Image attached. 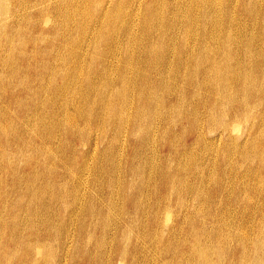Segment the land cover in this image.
<instances>
[{
	"label": "rangeland",
	"instance_id": "obj_1",
	"mask_svg": "<svg viewBox=\"0 0 264 264\" xmlns=\"http://www.w3.org/2000/svg\"><path fill=\"white\" fill-rule=\"evenodd\" d=\"M137 1V2H136ZM142 1V0H141ZM145 3H148V2H150L151 3V1H152V3H154V1L153 0H143ZM141 2L142 4L144 3V2ZM159 3L161 2V3H163V4H165V3H168V0H157ZM157 1H155V3L157 2ZM163 1H165V2H163ZM171 1H173V0H171ZM175 1V0H174ZM193 1H195V0H192V3H193ZM218 2H217V4H218V6H217V4L215 3L216 2V0H212V1H210V0H205L204 1V5L207 7V11H208V15H211L210 13H212V15L211 16H214L215 14V16H217L218 17V15H219V17H218V19H222L223 21H225L227 18V15L228 16H231V14H233V17L234 18H236V16H237V18H236V20H237V22L235 21L232 25L231 24H227L226 23V25H225V23L222 25L221 24V26L218 28V29H216L215 30V32L214 31H211L215 36H217L216 35V33H218V34H220V35H222V33H224L225 34V32L227 31V30H230V32H233V37H235V38H237V40H238V43H236V44H234L233 43V47L232 48H235L237 51H239L238 53H239V56H241V54L243 55L246 51V49H245V46H247V44H248V46L249 47H251V49L249 48V50L251 51V55H250V57L252 58V59H248V60H252V61H250L251 63H253V62H255L256 60H258V65L261 67V68H263L264 69V66L262 67L261 65L263 64L264 65V63H263V61H264V40H263V38H261L260 39V37L258 38V37H256L255 38V41L253 40L252 42H248V40H249V34L251 35V33L254 31V33H256L257 32V26H256V24L254 25L253 23H252V19H254V18H263V17H261V16H264V9L262 8L261 9V6L262 5H264V0L262 1V0H257V2H256V0H254L256 3H254V1H252V0H232V2L231 1H229V0H217ZM13 2V1H12ZM133 2H135V3H133V5H134V8L135 7H137V6H135V5H137L136 3H138V2H140V0H133ZM157 2V3H158ZM182 2V4L184 3V5H186L187 3H188V0H184V2L183 1H181ZM187 2V3H186ZM210 4H209V3ZM212 2V3H211ZM236 2V3H235ZM243 2V3H242ZM251 2V3H250ZM89 3H91V2H89ZM94 3V2H93ZM154 3V4H155ZM156 3V4H157ZM169 3H172V2H170V0H169ZM174 3V2H173ZM206 3V4H205ZM229 3V4H228ZM262 5H261V4ZM92 4V3H91ZM141 4V5H142ZM257 4V6L255 7V5ZM258 4H260V5H258ZM209 5V6H208ZM214 5H216V6H214ZM231 5V6H230ZM235 5V6H234ZM240 5V6H239ZM212 6V7H211ZM214 6V7H213ZM220 6V7H219ZM222 6V7H221ZM224 6V7H223ZM251 6H253V7H251ZM259 6V7H258ZM139 7V6H138ZM209 7V8H208ZM216 7V8H215ZM226 7L230 10H228V9H226ZM234 9H233V8ZM241 7V8H240ZM133 8V9H134ZM221 10H220V9ZM222 8H223V10H222ZM245 8H247L246 10H245ZM256 8V9H255ZM217 10L218 12H216L215 10ZM255 11H253V10ZM135 10V9H134ZM246 11V14H245V12L244 11ZM254 12H252V11ZM162 11L163 12H165V8H164V10L162 9ZM222 11V12H221ZM232 11V12H231ZM234 11V12H233ZM259 11V12H258ZM23 12V11H22ZM33 12H34V10H33ZM142 12L144 13V9H143V7H142V9H141V12H140V17L137 15V16H135V18L137 17V19H135V22L137 23V24H134V28L136 29V36L138 37H140L141 36V34L143 35V34H145L144 33V30H145V27L143 26V24H142V22H141V20H142ZM213 12H215V14L213 13ZM262 12V13H261ZM52 13V12H51ZM166 13V12H165ZM226 13V14H225ZM231 13V14H230ZM237 14L236 16H234L235 14ZM249 13V14H248ZM253 13V14H252ZM257 13V14H256ZM170 14V13H169ZM218 14V15H217ZM221 14H223V15H221ZM251 14V15H250ZM255 14V15H254ZM263 14V15H262ZM24 13L21 15V17H17V19H16V17H14L13 18V23H15V25H19L20 26V28H26V27H24V25H26L24 22H25V20L23 19V17H24ZM164 15V14H163ZM221 15V16H220ZM242 15V16H241ZM248 15H250V16H248ZM8 16V17H7ZM56 18V19H58V18H60L59 16H58V18L56 17L57 16V14L55 15L54 13H52L51 15H50V17L51 18ZM182 16V14L180 13V15L178 14L175 18H177V17H181ZM224 16V17H223ZM244 16V17H243ZM248 16V17H247ZM7 18V19H10L11 17H12V15H8V12L5 10V8L3 7V5H2V3L0 2V41H1V43L2 42H4V40L6 39V36H7V30H5L6 28L4 27V25H3V22H4V18ZM139 17V18H138ZM245 17H247V18H245ZM252 17H254V18H252ZM20 18V19H19ZM161 18V17H160ZM166 18H168V17H166ZM174 18V21L176 20ZM243 18V19H242ZM22 19V20H21ZM60 19H62V17L60 18ZM178 19V18H177ZM245 19V20H244ZM251 19V20H250ZM137 20H139V21H137ZM235 19H233V21H234ZM242 20V21H241ZM20 23H19V22ZM251 21V22H250ZM243 22V24H241ZM248 22H250V24L248 23ZM238 23H239V26H237L238 25ZM41 24H44V23H41ZM246 24V25H245ZM253 24V25H252ZM72 25H75V23H72ZM138 25V26H137ZM197 25V24H196ZM234 25V26H233ZM250 25V26H249ZM43 26V25H42ZM45 26V28H44V30L42 31V34H49V37H52L53 36V34H54V32H52L51 33V31H49V30H47V29H49V25H44ZM136 26V27H135ZM223 26H224V28H223ZM229 26V27H228ZM230 26H231V28H230ZM251 26H252V28H251ZM253 26H254V28H253ZM144 27V28H143ZM226 27H228V28H226ZM237 27V28H236ZM244 28V29H243ZM251 28V29H250ZM237 29V30H236ZM240 29H242V31L244 32H242ZM247 29H249V30H247ZM253 29H255V30H253ZM26 30V29H25ZM210 30H211V28H210ZM219 30V31H218ZM236 30V31H235ZM245 30V31H244ZM29 31V30H28ZM172 31V30H171ZM224 31V32H223ZM247 31H249L248 33H247ZM71 32H72V34L71 35H75L76 34V28L74 27V29L72 28V30H71ZM74 32H75V34H74ZM77 32H78V30H77ZM93 32V30L92 29H89L88 30V32H87V35L88 36H91L92 34L91 33ZM143 32V33H142ZM220 32V33H219ZM239 32V33H238ZM246 32V33H245ZM32 33H34V34H38V35H40L41 36V38H42V34H41V32H40V30L38 29V28H34L33 30H32ZM51 33V34H50ZM91 35H90V34ZM175 33V32H174ZM2 34V35H1ZM212 34V35H213ZM242 34H243V36H242ZM3 35H4V37H3ZM52 35V36H51ZM239 35V36H238ZM242 36V37H241ZM248 36V37H247ZM246 37H247V39H246ZM16 35H15V38H14V41H13V44L15 45V49L17 48V46H18V44L17 43H14V42H17L18 41V38H17V40H16ZM241 38V39H240ZM246 39V40H245ZM172 40V41H171ZM170 40V43H171V45H172V43H173V39H171ZM244 40V41H243ZM45 40H42L41 41V39H40V42H39V40H38V44H39V47H45V49H47L49 52H57V54H59L58 56H60V57H68V53H67V51L64 49L65 47L64 46H62L64 43H62V42H60V41H58V40H55L54 42H50L49 40H46L45 42H44ZM209 41V40H208ZM258 41V42H257ZM260 41V42H259ZM177 42H179V39H178V41ZM245 42V43H244ZM247 42V43H246ZM52 43V44H51ZM214 43V42H213ZM240 43V44H239ZM242 43H244L243 45H242ZM260 43H261V45H260ZM131 44H133L132 46H133V48L134 49H137V48H135L136 46L138 47L140 44L139 43H133V41L130 43V45ZM139 44V45H138ZM256 44V45H255ZM56 46V48L54 49V47ZM136 45V46H135ZM209 45L210 46H214L215 48H218V47H216L215 45H213L212 44V41L211 42H209ZM254 45V46H253ZM51 46H52V48L54 49V50H52V48H51ZM69 46V45H68ZM238 46V47H237ZM244 46V47H243ZM256 46H258V47H256ZM260 46H262V47H260ZM3 48H1L0 49V51H1V55L2 54H6L5 53V48L7 49V47L4 45V46H2ZM60 47V48H59ZM63 47V48H62ZM219 47H221V46H219ZM253 47V48H252ZM32 48H33V46H32V44H28L27 45V50L28 51H30V50H32ZM51 50H49V49ZM58 48V49H57ZM62 49V54H60L61 53V50ZM239 49V50H238ZM241 49H242V51H241ZM245 49V50H244ZM247 49H248V47H247ZM253 49V50H252ZM3 50V51H2ZM258 50V51H257ZM65 51V52H64ZM218 51H219V48H218ZM243 51H244V53H243ZM248 51V50H247ZM255 51V52H254ZM263 52V53H262ZM262 53V54H261ZM248 54V53H247ZM66 55V56H65ZM242 57V56H241ZM255 57H257V58H255ZM3 58V55H2V57H1V59ZM242 58H244V57H242ZM254 59V60H253ZM36 59H31L30 60V62H29V64H31V66H33V69L32 68H30V70H31V72H30V74H29V72L28 71H26L25 70V64L23 63V62H20V60H14V61H12V62H10L9 63V60H7V65H5V66H3L2 67V65H0V71L2 72H4L3 74H5V75H3V77H4V80H5V82H4V84H3V86L4 87H2L1 86V83H0V87H2V88H0V92L2 93H0V101L2 102V103H4L3 102V100H4V98L6 99V102L7 101H9L10 102V99H8L9 98V96L7 95V89H9L10 87H20V84H21V80H23V78L25 77V76H29L30 77V79H32V78H35L36 77V75H38V74H36V71H35V64L37 63V61L38 60H36ZM262 60V61H261ZM20 62V63H19ZM41 62V61H40ZM234 62H231V64L234 66V64H233ZM0 64H3L2 62H0ZM4 65V64H3ZM12 67H11V66ZM255 66V65H254ZM7 67V68H6ZM15 67V68H14ZM19 68V72H16V69H18ZM37 67H40V64L38 63V65H37ZM2 68V69H1ZM10 68V69H9ZM11 68H12V73H11ZM47 70H49V69H47ZM44 71H46V69L44 70ZM15 72V73H14ZM256 73V74H258L259 76V78H258V81H260V79H262V77L260 76V75H262V74H260L261 72H259L258 70H253V73ZM9 73V74H8ZM25 73H26V75H25ZM254 73V74H255ZM12 75V76H11ZM14 75V76H13ZM19 75V76H18ZM5 76H6V78H5ZM10 76V77H9ZM16 76V77H15ZM18 76V77H17ZM32 76V77H31ZM33 76H35V77H33ZM14 77V78H13ZM16 78V79H15ZM22 78V79H21ZM13 79V80H12ZM30 79H27L28 81L30 80ZM3 80V81H4ZM26 80V79H25ZM10 81V82H9ZM37 81V80H36ZM9 82V83H8ZM18 82V83H17ZM30 82V81H29ZM8 84V87H7V89H6V87L5 86H7V84ZM13 83V84H12ZM31 83V82H30ZM46 83V81H45V79H44V81H43V83L41 84V85H44ZM6 84V85H5ZM17 84V85H16ZM37 84V85H36ZM35 84V86H32V87H34V89H36L37 90V92H39L40 94H45V93H47L50 89H47V88H44V89H40L41 87L39 86V81H37V83ZM14 85V86H13ZM16 87V88H17ZM6 90H5V89ZM45 90H47V91H45ZM4 91V92H3ZM6 92V93H5ZM32 93V89H29V94L31 95V93ZM129 92H131V91H129ZM132 93H130L128 96L130 97V95H131ZM17 95V97L15 96L14 97V99H12V101H11V103H10V105H9V114H10V117H12L14 120H13V122L15 123V124H17V125H13V129H12V133H15V130L16 129H18V131H17V136H19V137H17V138H15V139H10V149H11V152H9V150L7 149V145H5V142H2V143H0V149H1V153L3 154H0V241H1V243H0V264H48L49 262V264H63V262H64V264H68V262H69V264H99V263H101V264H132L133 262H134V260H135V264H162V262H163V264H170V261H171V264H261L262 262V264H264V235H262L261 233H263L262 232V230H264V219H263V217L261 216L262 215V212H263V214H264V160L262 159V157L264 158V130H262V129H264V97L262 98V102H261V104H263V105H258L259 107H257V110H258V112L260 113L256 118H254V119H252V118H250V117H245V116H240V117H238V118H233L231 115V117L232 118H229L228 116H226L227 117V120H228V118L230 119L228 122H229V126H228V130H227V132H224V133H222L221 135L219 134H217V131H214V130H212V128L211 127H213L212 125H211V127H207V125H206V123H204V129L206 130V133H205V137H204V139L205 140H203V141H197L196 142V140H194V138L193 137H187L186 138V141H185V148L186 149H184L183 148V146H182V142H183V138H181L182 137V135H180V134H182L183 133V130L186 128H188V125H187V121L186 120H184V119H182L181 121H177L176 123L177 124H175L174 122H173V120L172 121H170L169 123H167V124H169V125H173L172 126V128L173 127H176V128H173V132H175V133H172L171 134V139L173 138H175L173 141L171 140L170 141V143H172L173 142V144L175 145V147L177 148V151H170L169 149H164V150H162L161 152L159 151L160 149H162L161 147H159V139H160V137H161V130H163V128H165V126H167V124H165V123H162L159 119H157V121H154L151 117H149V119H148V117H144V115H139L140 117H138V118H136V119H134V120H136L135 122V124H136V126H135V128H137L138 129V131H136L135 133V135H133V134H131L130 136H129V131H130V128L128 127L129 126V124H128V122H126V121H124V117H122V119H123V128H124V130H122L121 129V131H119L120 129L118 128V126H117V124L119 125V123H117L116 124V122L117 121H112V122H108V120L109 119H107V118H105V122H107V123H109V124H107V123H105L106 124V127H108L109 129H107V136L103 139H98L99 138V136H100V134H98L99 133V130H96V124H91V127L93 128L92 129V133H91V135H92V137H94V136H96V137H98L97 139V145H98V148L99 149H102L103 147H104V150H103V153L101 154V152L98 150V151H96L95 153H94V155H92V156H90L89 157V160H88V166H86V168H85V170H81V169H79L78 170V168H77V166H80L81 164L80 163H82V157L80 158V157H77V155L80 153L79 152V150H81V151H85V146L84 145H82V146H80V143H79V141H77L76 143L74 142V147H75V149L74 150H72L71 148H67L66 146H64L63 145V143H61V142H63L62 140H64V139H60L59 137L61 136V130L59 131V133H60V135H59V133H58V130L59 129H61V128H55L56 130H57V132H56V130L55 129H53V131L55 130V132L57 133V136H59V137H57V139L55 140V142L54 141H52V143H51V141H47V142H45V149L47 148V150L50 152H48L47 150H45V154L43 153V151H42V148L41 147H43V146H40V145H43V143H41L40 142V140H39V137H37L38 136V134L39 133H41L40 131H41V129H42V133L41 134H39V135H42V134H46V130L47 129H49V125H50V121H48L49 119H50V117H49V115L46 113L47 111H48V109L46 108L45 109V107L44 108H39V104L38 105H36V99L34 100V99H32V102H29L31 99H29V97L26 95V94H16ZM42 96V95H41ZM192 95H191V93H187V94H185L184 95V98H186V100L185 101H189V100H191L192 98ZM194 97V96H193ZM16 98H21L23 101H24V103L25 102H27V103H25L27 106H26V108H28V110L25 112V113H22L21 115L18 113L17 114V117H15L16 116V113H17V110H16V106L14 105V101H15V99ZM60 98L61 99H64V97L62 96H60ZM60 98H58L59 100H61ZM28 99V100H27ZM193 99H195V97L193 98ZM33 100H34V102H33ZM191 102H192V100H191ZM8 103V102H7ZM17 103V100H16V102H15V104ZM35 103V104H34ZM79 103H82V101H80ZM208 103H210L209 101H208ZM14 105V106H13ZM33 105V106H32ZM83 105V104H82ZM31 106V107H30ZM186 106H189V104H186ZM38 107V108H37ZM69 107H71V108H69V111H71L74 115H77V113L75 114V110L73 109V106L72 105H70ZM96 107V106H95ZM95 107H93V113L92 114H94L95 113V111H96V108ZM211 107V105L210 104H208V105H206V108H208L209 109V111H210V108ZM262 107V108H261ZM36 108H37V110H36ZM182 108L183 107H181V110H182ZM35 111H34V110ZM84 109H87L86 107H84ZM180 108H178V110H179ZM208 109H206V110H208ZM215 109V110H214ZM213 110H214V112L213 111H210V113L212 114V112H213V114H212V117L214 118V119H220V118H222V111L218 108V107H215ZM31 110V111H30ZM41 110V111H40ZM131 110V112L129 113V115L130 116H128V118L129 119H133V116H134V114H135V111H134V107L132 108V109H130ZM177 109L175 110V112H173V114H174V116H172V117H174V121L176 120L175 118H178V117H176L177 116V111H178ZM212 110V109H211ZM220 112H219V111ZM260 110V111H259ZM11 111V112H10ZM14 111V112H13ZM33 111V112H32ZM196 111V110H195ZM194 111V112H195ZM37 112L38 114H39V116L37 117V116H34V115H36L35 113ZM42 112H44V114L42 113ZM15 114V115H13V114ZM34 113V114H33ZM41 113H42V115H41ZM134 113V114H133ZM27 114V115H26ZM132 114V115H131ZM172 114V115H173ZM219 114V115H218ZM23 115H24V117H23ZM106 115V114H105ZM220 115H222V116H220ZM262 115V116H261ZM30 116H33V117H30ZM43 116V118H41ZM132 116V117H131ZM217 116V117H216ZM23 117V118H22ZM25 117H27V118H25ZM36 117V118H35ZM47 117V119H45ZM77 118H78V122L82 125L83 124V120H81L82 119V117H78V116H76ZM106 117H108L107 115H106ZM143 119H142V118ZM216 117V118H215ZM260 117H262V118H260ZM25 118V119H24ZM34 118V119H33ZM204 118H206V117H204ZM3 119V120H2ZM2 119H1V122L3 123V124H6V123H8L7 121H8V119L7 118H3L2 117ZM4 119H6V120H4ZM24 120V121H22V120ZM107 119V120H106ZM141 119H142V121H141ZM144 119H145V121H144ZM239 119V120H238ZM249 119V120H248ZM258 119H260V120H258ZM21 120V121H20ZM27 120H29V121H27ZM36 120H37V124L41 127H39L35 122H36ZM40 120V121H39ZM45 122H43V121ZM152 120L155 122H152ZM235 122H234V121ZM5 121H6V123H5ZM25 121H26V123H25ZM31 121V122H30ZM139 121V123H138V125H137V122ZM247 121H249V122H247ZM257 121V122H256ZM259 121V122H258ZM19 122L21 123L20 125H22V124H26L27 125V122H28V127L30 128H28L29 129V136L27 135V133H23V131H21L20 129H19ZM24 122V123H23ZM33 122V123H32ZM49 122V123H48ZM245 122V123H244ZM250 122L253 124H250ZM42 123V124H41ZM144 123V124H143ZM153 123V125H156V127L153 129V132H155V133H153V132H151L152 134V138H155V139H152L151 138V141L149 142V144H147L144 148H142V149H137L136 147H132L133 146V144H134V146L136 145L135 143H133V140H135L134 138H137V140H139L142 136H143V132H141V130L143 131V126H144V128H145V130H146V126H148L149 124H152ZM159 123V124H158ZM234 123V124H233ZM36 124V125H35ZM49 124V125H48ZM134 124V125H135ZM174 124H175V126H174ZM250 124V125H249ZM43 125V126H42ZM115 125V126H114ZM141 125V126H140ZM35 126H36V128H35ZM39 128H38V127ZM110 126V127H109ZM112 126V127H111ZM117 126V127H116ZM126 126V127H125ZM138 126V127H137ZM142 128H140V127ZM152 126V125H151ZM150 125H149V127H151ZM157 126H158V129H157ZM161 126V127H160ZM231 126V127H230ZM239 126V127H238ZM263 126V127H262ZM45 127L47 128V129H45ZM54 127V126H53ZM116 127V128H115ZM185 127V128H184ZM32 128V129H31ZM37 128H38V130H37ZM127 129V131H126V129ZM160 128V129H159ZM208 128V129H207ZM230 128V129H229ZM260 128V129H259ZM111 129V130H110ZM113 129V130H112ZM116 129V130H115ZM117 129H119L118 131H119V133H118V131H117ZM157 129V130H156ZM259 129V130H258ZM14 130V131H13ZM31 130V131H30ZM36 130V131H35ZM93 130L96 132H94L93 133ZM117 132H115V131ZM181 130H182V132H181ZM209 130V131H208ZM214 132H212V131ZM10 131V130H9ZM37 133H35V132ZM159 131V132H158ZM208 131V132H207ZM229 131V132H228ZM247 131V132H246ZM257 131H259V132H257ZM22 132V133H21ZM32 132V133H31ZM45 132V133H44ZM123 132V133H122ZM211 132V133H210ZM263 132V133H262ZM19 133V134H18ZM53 133V132H52ZM112 133V134H111ZM116 135V138L114 137L115 135ZM121 133V135H119ZM140 133H142V135H140ZM208 133V134H207ZM257 133H259V134H257ZM35 134V135H34ZM128 134V135H127ZM241 134V135H240ZM22 135V136H21ZM33 135V136H32ZM113 135V136H112ZM117 135H119V136H117ZM123 135V136H122ZM127 135V136H126ZM132 135H133V137H132ZM248 135V136H247ZM251 135V136H250ZM37 138H36V137ZM121 136V137H120ZM124 136L126 137V138H124ZM139 136H141V137H139ZM178 136V137H177ZM239 136V137H238ZM262 136V137H261ZM15 137V134L13 135V138ZM22 137V138H21ZM27 137V138H26ZM32 137H33V139H32ZM114 137V138H113ZM217 137V138H216ZM220 139H219V138ZM252 137V138H251ZM255 139H254V138ZM65 138V137H64ZM95 138V137H94ZM131 138H133V139H131ZM180 138V139H179ZM258 138H259V140H258ZM19 139V140H18ZM26 141H28V142H26ZM27 139H29V140H27ZM109 139H110V141H112V142H110L109 141ZM119 141H118V140ZM181 139H183V140H181ZM234 139V140H233ZM236 139V140H235ZM249 139V140H248ZM21 140V141H20ZM60 140V141H59ZM100 140V141H99ZM103 140V142H106V143H101V141ZM106 140V141H105ZM123 140L125 141V142H123ZM141 140V139H140ZM178 142H177V141ZM214 140H216V141H214ZM232 140H233V142H232ZM254 142H253V141ZM263 142H262V141ZM31 141V142H30ZM33 141V142H32ZM58 141V142H57ZM122 141V142H121ZM157 143H156V142ZM245 143H244V142ZM252 142V145L250 144L251 142ZM23 142V143H22ZM25 142V143H24ZM108 142V143H107ZM114 142H115V144L116 145H114ZM196 142V143H195ZM215 142V143H214ZM218 142V143H217ZM240 142V143H239ZM249 142V143H248ZM14 143V144H13ZM31 143H33L32 144V147L33 148H36V149H33L32 147H30V148H32V150L29 148V147H27V146H29V144H31ZM58 143V144H57ZM100 143V144H99ZM111 144V150H110V147H108V146H110V145H107V144ZM118 143V144H117ZM122 143V144H121ZM125 143V144H124ZM129 143V144H128ZM154 143H156V144H154ZM199 143V144H198ZM204 143V144H203ZM211 143V144H210ZM217 143V144H216ZM226 143H227V145H226ZM232 143H234V144H232ZM239 143V144H238ZM257 143H259V144H257ZM15 144H17V145H15ZM23 144H25V145H23ZM54 144V145H53ZM158 144V145H157ZM176 144H178V145H176ZM202 144V146L200 147V145ZM206 144V145H205ZM213 144L215 145V146H213ZM219 144V145H218ZM24 147H26V148H24ZM34 145H35V147H34ZM60 145H61V148H63V149H61L60 148ZM105 145V146H104ZM123 145V146H122ZM127 145V146H126ZM149 145V146H148ZM156 145V146H155ZM192 145V146H191ZM207 145H209V146H207ZM240 147H239V146ZM243 145V146H242ZM248 147H247V146ZM249 145H250V147H249ZM7 146V147H6ZM50 148H49V147ZM103 146V147H102ZM117 146H118V148H120V149H118V153H117ZM152 146H153V148H152ZM155 146V147H154ZM193 146H194V148H193ZM197 146V147H196ZM225 146H226V148H225ZM244 146H246V148L244 147ZM258 146V147H257ZM20 147H22L21 149H20ZM38 147V148H37ZM57 147V148H56ZM77 147H79V149L77 148ZM126 147V148H125ZM147 147H148V150H147ZM151 147V148H150ZM189 147H192V148H189ZM205 147V148H204ZM236 147H238V150H237V148ZM252 147V148H251ZM263 147V148H262ZM44 148V147H43ZM54 148H56V149H54ZM66 148V149H65ZM106 148V149H105ZM113 148V149H112ZM201 148V149H200ZM210 148V151L208 150ZM214 148V149H213ZM239 148H242V150L241 149H239ZM249 148V149H248ZM261 148V149H260ZM51 149V150H50ZM122 149V150H121ZM145 150V152H144V150ZM149 149H150V151H149ZM154 149H155V151H154ZM159 149V150H158ZM193 149V150H192ZM194 149H195V151H194ZM200 149V152L198 151ZM216 149H217V151H219V152H217L216 151ZM225 149V150H224ZM246 149V150H245ZM6 150V151H5ZM27 150V151H26ZM36 152H35V151ZM62 150V151H61ZM69 150V151H68ZM79 152H77V151ZM147 150V151H146ZM187 150V151H186ZM190 150V151H189ZM196 150L198 151V152H196ZM207 150V151H206ZM223 150V151H222ZM229 150H231V152L229 151ZM240 150L242 151V152H240ZM248 150V151H247ZM258 150H260V151H258ZM16 151V152H15ZM30 151V152H29ZM40 151V152H39ZM55 151L57 152V153H55ZM135 151V152H134ZM139 151V152H138ZM143 151V152H142ZM182 151V152H181ZM192 151V152H191ZM202 151V152H201ZM204 151H206L205 153H204ZM247 151V152H246ZM250 151V152H249ZM6 152H8L7 154H5ZM15 152V153H14ZM21 152V153H20ZM25 152V153H24ZM31 152L33 153V155L31 154ZM52 152V153H51ZM74 152H76L75 153V155L76 156H74ZM114 152H115V154H114ZM134 152V155H132V153ZM150 152V153H149ZM186 152V153H185ZM191 152V153H190ZM209 152V153H208ZM215 154H214V153ZM222 152V153H221ZM230 152V153H229ZM236 152V153H235ZM239 154H238V153ZM244 152V153H243ZM27 153H30V154H28L27 155ZM46 153H48V156H47V154ZM73 153V154H72ZM78 153V154H77ZM99 153V154H98ZM106 153V154H105ZM112 153V154H111ZM123 153V154H122ZM127 153V154H126ZM144 153V154H143ZM199 155H198V154ZM208 155H207V154ZM224 153V154H223ZM228 153V154H227ZM246 153H248V154H250V156L248 155V154H246ZM252 153V154H251ZM35 154H37V155H35ZM50 154V155H49ZM55 154V155H54ZM63 154H65L66 155V157H65V155H63ZM101 154V155H100ZM109 154V155H108ZM118 154V155H117ZM120 154V155H119ZM123 156H122V155ZM142 154V155H141ZM183 156L182 158H181V155ZM187 154L189 155V156H187ZM203 154H206V155H203ZM217 154H219V155H217ZM223 156H222V155ZM235 156H234V155ZM241 154V155H240ZM244 154H246L247 156H244ZM260 154H261V156H260ZM9 155H10V157H9ZM17 155V156H16ZM21 155V156H20ZM26 155V156H25ZM44 155H46V156H44ZM61 157H60V156ZM68 155V156H67ZM72 157H71V156ZM97 155H99V156H97ZM108 155V156H107ZM117 155V156H116ZM131 155V156H130ZM140 155H141V158H140ZM143 155H144V157H143ZM161 155V156H160ZM164 155V156H163ZM195 155V156H194ZM212 155V156H211ZM216 157H214V156ZM217 155V156H216ZM238 155V156H237ZM32 156V157H31ZM53 156V158H51V157ZM103 156H106V157H103ZM115 156H116V158H115ZM122 156V157H121ZM136 156V157H135ZM139 156V157H138ZM154 156H156V157H154ZM178 156H180V157H178ZM198 156V157H197ZM244 156V158H243V160H242V157ZM14 157H16V158H14ZM18 157L20 158V159H18ZM25 157V158H24ZM41 157V158H40ZM49 159H48V158ZM94 157V158H93ZM98 158V159H96V158ZM101 157V158H100ZM149 157H150V159H149ZM161 157H163V159L161 158ZM186 159H185V158ZM191 157V158H190ZM201 157V158H200ZM252 157H253V159L255 160V162H254V160H252V162L250 161L251 159H252ZM256 157V158H255ZM8 158V159H7ZM61 158H63V159H61ZM68 158V159H67ZM73 158H75V159H73ZM93 158V159H92ZM131 158V159H130ZM139 158V159H138ZM148 158V159H147ZM156 158V159H155ZM161 158V159H160ZM197 158H199V159H197ZM203 158V159H202ZM212 159V160H210V159ZM224 158H226V159H224ZM246 158V159H245ZM5 159V160H4ZM7 159V160H6ZM12 159V160H11ZM44 159V160H43ZM53 159H54V163H52L53 162ZM60 159V160H59ZM70 159V160H69ZM82 159V160H81ZM96 159V160H95ZM105 160V162L102 160ZM115 159V160H114ZM122 159H125V160H122ZM138 159V160H137ZM170 159V160H169ZM179 159V160H178ZM182 159H184L185 160V162H184V160H182ZM207 159V160H206ZM222 159V160H221ZM257 159V160H256ZM9 160V161H8ZM18 160V161H17ZM27 160H29V161H27ZM43 160V161H42ZM76 160V161H75ZM97 160H99V161H97ZM109 160V164H113L114 162H116L117 161V164H118V167H119V169H117V170H115V171H113V172H116V173H113L114 174V176H113V178H115L114 180L116 181H114L113 180V185H112V190H111V192L114 194V196L112 195V193H111V195L113 196H109V194L107 193V194H101V195H99V198L97 199V201L96 200H94V201H96L97 202V204L94 202V201H89V200H87L86 199V197L85 196H82L83 194H84V192L83 191H85L86 190V188H87V186H88V188H91V190H93L94 191V189H96V185H97V183L102 179V178H104V179H106L107 177L109 178V176H108V173L107 172H105L104 173V170H103V168L102 167H104L105 165H107V161ZM111 160H113V161H111ZM119 160H121V163H120V161ZM143 160V161H142ZM149 162H148V161ZM151 160H153V161H151ZM163 160V161H162ZM170 162H168V161ZM186 160H189L188 162L186 161ZM191 160V161H190ZM193 160H195L194 162H193ZM198 160V161H197ZM200 160V161H199ZM209 160V161H208ZM226 162H225V161ZM12 161V162H11ZM26 161V162H25ZM59 162V163H57V162ZM92 161V162H91ZM177 161V162H176ZM180 161V162H179ZM183 161V162H182ZM233 161V162H232ZM263 161V162H262ZM7 162H9V163H7ZM23 162V163H22ZM62 162H63V164H62ZM68 162V163H67ZM77 163L76 165H75V163ZM96 162H98V163H96ZM104 162V163H103ZM119 162V163H118ZM146 162V163H145ZM152 162V163H151ZM154 162H155V166H154ZM166 162H167V164H166ZM224 162V164H222ZM241 162H242V164L243 165H245V166H243L242 164H241ZM251 164H250V163ZM259 162V163H258ZM13 163H14V165H13ZM20 163V164H19ZM56 163V164H55ZM65 163H67V166H68V168H65V167H63L64 165H65ZM91 163V164H90ZM95 163V164H94ZM103 163V164H102ZM125 163V164H124ZM159 163V164H158ZM168 163H169V165H168ZM237 163V164H236ZM249 163V164H248ZM50 164H51V166H53V167H51L52 169H53V171H52V169L50 168ZM101 164V165H100ZM120 164V165H119ZM148 164L150 165V166H148ZM152 164V165H151ZM166 164V165H165ZM171 164V165H170ZM175 164V165H174ZM186 164H189L188 166H186ZM193 164V165H192ZM207 165V166H205V165ZM212 164H214V165H212ZM238 164H239V166H238ZM246 164H248V165H246ZM21 165V166H20ZM44 165V166H43ZM48 165V166H47ZM94 165V166H93ZM101 167H100V166ZM142 167H141V166ZM144 165V166H143ZM173 165V166H172ZM179 165V166H178ZM190 165H192V166H190ZM196 165V166H195ZM199 165H201V166H199ZM221 165H223V166H221ZM236 165V166H235ZM253 165V166H252ZM262 165V166H261ZM12 166V167H11ZM19 166H20V168L22 167V169L20 170V168H19ZM74 166V167H73ZM91 166L93 167V168H91ZM96 166V167H95ZM129 166H130V168H129ZM135 166V167H134ZM137 166V167H136ZM152 166V167H151ZM159 166V167H158ZM169 166H170V168H169ZM193 166H195V167H197V166H199V167H197V169L198 170H196V168H195V171H194V167ZM202 166H204V167H202ZM242 166V167H241ZM123 167V168H122ZM142 168L143 170H139V169H137V168ZM144 167V168H143ZM165 167H167L168 169H166ZM178 169V171L175 169ZM227 167V168H226ZM235 167H238L239 168V170H238V168H235ZM12 168H14L13 169V171L11 170ZM65 168V169H64ZM69 168H70V170H69ZM74 168H75V170H74ZM88 168V169H87ZM89 168H91V169H89ZM100 169V170H98V169ZM135 168V169H134ZM147 168V169H146ZM152 168V169H151ZM154 168H155V171H154ZM191 168V169H190ZM192 168H193V170H192ZM203 168H206V169H202ZM222 168V169H221ZM225 168H226V171H225ZM231 168V169H230ZM241 168V169H240ZM39 169V170H38ZM45 169H47V170H45ZM51 169V170H50ZM59 169V170H58ZM123 169V170H122ZM127 169H128V172L130 171V173H128L127 172ZM130 169V170H129ZM144 169L146 170V171H148V172H146V171H144ZM149 169V170H148ZM172 169V170H171ZM201 169V170H200ZM17 170V171H16ZM36 170V171H35ZM58 170V171H57ZM62 170H64L62 173H61V171ZM69 170V171H68ZM87 170V171H86ZM98 170V171H97ZM132 170V171H131ZM135 170V171H134ZM165 170H167L166 172H165ZM180 170H182L183 172H181ZM186 170V171H185ZM205 170V171H204ZM221 170V171H220ZM222 170H224L223 172H222ZM256 170V171H255ZM7 171H8V173H7ZM15 171V172H14ZM52 173H51V172ZM68 171V172H67ZM71 171H73L74 173H77V175H79L82 179H84L83 181H85L86 179H92V177H94L93 179L95 180V186L94 185H92L91 183H83L79 188H77L78 190H77V192H76V187H77V176H76V174H73V172H71ZM80 171V172H79ZM85 171V172H84ZM91 171V172H90ZM124 171V172H123ZM143 171V172H142ZM162 171V172H161ZM170 171V172H169ZM177 171V172H176ZM185 171V172H184ZM201 171V172H200ZM24 172V173H23ZM42 173V174H40V173ZM54 172H55V174H54ZM64 172H66V173H64ZM84 172V173H83ZM95 172V173H94ZM104 173V175L103 174H101V173ZM117 172H119L120 174H118ZM123 172V173H122ZM138 172V173H137ZM154 172V173H153ZM169 172V173H168ZM209 172V173H208ZM212 172V173H211ZM226 172V173H225ZM257 172V173H256ZM14 175H13V174ZM27 173V174H26ZM32 173V174H31ZM43 173H45V174H43ZM80 173V174H79ZM88 173V174H87ZM90 173H91V175H90ZM134 175H133V174ZM143 173H144V175H143ZM163 173H168V175L171 177V179L174 177V179L177 181H172V182H174V185H172V187L170 186V187H168V188H166V189H162L161 187H160V174H163ZM179 173V174H178ZM197 173H198V175H197ZM222 173H224V174H222ZM254 173V174H253ZM2 174V175H1ZM21 174V175H20ZM62 174V175H61ZM64 174V175H63ZM70 175V177H69V175ZM96 174H97V176H96ZM127 174V175H126ZM131 174L133 175V176H131ZM151 174H152V176H151ZM158 174V175H157ZM191 174V175H190ZM201 174H203L202 176H204V180L201 182V181H199V180H196L195 178L197 177V179H199L198 178V176L200 177V175ZM209 174H212V175H209ZM220 174H222L221 176H220ZM229 175V177H228V175ZM232 174V175H231ZM254 175V177L252 176V175ZM13 175V176H12ZM26 175V176H25ZM35 175V176H34ZM67 175V176H66ZM84 175V176H83ZM88 175V176H87ZM89 175H90V177H89ZM106 175V176H105ZM130 175V176H129ZM137 175H139V176H137ZM141 175V176H140ZM151 176V178H150V176ZM175 175L177 176V177H175ZM226 175V176H225ZM243 177H242V176ZM246 175V176H245ZM28 176H30V177H28ZM39 176V177H38ZM63 177L62 179L60 178V177ZM102 176H104V177H102ZM137 176V177H136ZM144 176V177H143ZM155 176V177H154ZM178 176L179 177H181V178H178ZM185 176V177H184ZM187 176V177H186ZM189 176V177H188ZM196 176V177H195ZM206 176V177H205ZM209 176V177H208ZM211 176V177H210ZM219 177V179H218V177ZM259 178H258V177ZM21 177H22V179H21ZM38 177V178H37ZM69 177V178H68ZM101 177V178H100ZM118 177V179H116ZM127 177V178H126ZM129 177V178H128ZM133 177V178H132ZM139 177V178H138ZM142 177V178H141ZM157 177V178H156ZM208 177V178H207ZM224 179H226V180H224ZM236 179H235V178ZM242 177V178H241ZM245 177V178H244ZM24 178V179H23ZM100 178V179H99ZM132 178V179H131ZM141 178V179H140ZM148 178H150L149 180H148ZM156 178V179H155ZM183 178H184V180H183ZM188 178V179H187ZM229 178V179H228ZM238 178H240V179H238ZM258 181H256L255 179ZM19 179V180H18ZM21 179V180H20ZM35 179H38V180H35ZM45 180L44 182H43V180ZM47 179V180H46ZM52 179V180H51ZM65 179V180H64ZM121 179V180H120ZM128 179V180H127ZM134 179V180H133ZM139 179H140V181H139ZM159 179V180H158ZM174 179H172V180H174ZM193 179V180H192ZM212 179V180H211ZM218 180V182H217V180ZM223 179V180H222ZM247 179H249V180H247ZM7 182H6V181ZM30 180H32L31 181V183H30ZM35 180V181H34ZM40 180V181H39ZM42 180V181H41ZM50 180H51V183H50ZM127 180V181H126ZM131 180H132V182H131ZM137 180V182H135ZM145 180V181H144ZM148 180V181H147ZM187 180V181H186ZM195 180H196V182H195ZM208 182H207V181ZM231 180V181H230ZM234 180V181H233ZM245 180H247V182L245 181ZM17 181H19L18 183H17ZM21 181V182H20ZM23 181V182H22ZM28 181V182H27ZM63 181H64V183H63ZM65 181H67V182H65ZM70 181V182H69ZM121 181H123L122 182V184H120V182ZM144 181V182H143ZM154 181V182H153ZM182 181V182H181ZM191 181H193V182H191ZM210 181V182H209ZM212 181V182H211ZM230 181V182H229ZM233 181V182H232ZM242 181H243V183H242ZM34 182V183H33ZM36 182V183H35ZM38 182V183H37ZM42 182V183H41ZM58 182H61L62 183V185L63 184H66V185H64V186H62L61 185V183H58ZM76 182V183H75ZM119 182V183H118ZM139 182H140V184H139ZM155 182H156V184H155ZM158 182V183H157ZM171 182V183H172ZM179 182V183H178ZM183 182H184V187H183V189H181L182 188V186H183ZM187 182V183H186ZM190 182V183H189ZM199 182H201V183H199ZM227 184H226V183ZM251 182V183H250ZM21 183V184H20ZM26 183L28 184V186L26 185ZM44 183V184H43ZM53 183H54V185H53ZM71 184V185H69V184ZM75 183V184H74ZM116 183V184H115ZM137 183V184H136ZM144 183V184H143ZM170 183V184H171ZM192 183V184H191ZM207 183V184H206ZM219 183V184H218ZM222 183V184H221ZM235 183V184H234ZM239 185H241V186H238V184ZM254 183V184H253ZM24 184V185H23ZM36 184V185H35ZM43 184V185H42ZM114 184H115V186H114ZM119 184V185H118ZM135 184V185H134ZM179 185L178 187H180V188H177L176 186L177 185ZM180 184H181V186H180ZM198 184V185H197ZM201 184V185H200ZM203 184L206 186V188L203 186ZM225 184V185H224ZM243 184V185H242ZM247 184V185H246ZM256 184V185H255ZM19 185V186H18ZM32 185H35V187L33 186L32 187ZM38 185H40V186H38ZM42 185V186H41ZM50 185V186H49ZM59 185V186H58ZM138 185V187H136ZM147 185H148V188H147ZM191 185V186H190ZM197 185V186H196ZM200 185V186H199ZM216 185V186H215ZM250 185V186H249ZM12 186V187H11ZM21 186V187H20ZM28 187V189H27V187ZM30 186V187H29ZM38 186V187H37ZM68 186V187H67ZM92 186H94L93 187V189H92ZM126 186H127V188H126ZM144 186H146V187H144ZM175 186V187H174ZM229 186V187H228ZM237 186V187H236ZM11 187V188H10ZM13 187H14V189H13ZM24 187V188H23ZM44 187V188H43ZM47 187V188H46ZM58 187H60L59 189H58ZM63 187H65V190H64V188ZM70 187V188H69ZM116 187V188H115ZM121 187V188H120ZM123 187V188H122ZM131 187V188H130ZM135 187V188H134ZM142 187V188H141ZM152 187H154V188H152ZM202 187H204V188H202ZM232 187V188H231ZM236 187V188H235ZM243 187H246V188H243ZM248 187V188H247ZM252 187V188H251ZM253 187L255 188V189H253ZM260 187H262V188H260ZM36 188V189H35ZM40 188H42V190H43V192H42V190L40 189ZM54 188V190H52ZM57 188V189H56ZM74 188V189H73ZM114 188H115V190H114ZM120 188V189H119ZM172 188V189H171ZM176 188V189H175ZM198 188V189H197ZM210 188H212L211 190H210ZM216 188H218L219 190H217ZM230 188H231V190H230ZM242 188H243V190H242ZM18 189V190H17ZM24 189H26V190H24ZM31 189V190H30ZM32 189H34L33 191H32ZM46 191H45V190ZM66 189H68V190H66ZM119 189V190H118ZM125 189V190H124ZM171 189V190H170ZM175 189V190H174ZM181 189V191H177V190H180ZM185 189V190H184ZM201 191H200V190ZM205 189V190H204ZM238 189H239V191H238ZM38 190V191H37ZM41 190V191H40ZM48 190H50V191H48ZM80 190H82V192L80 191ZM118 190V191H117ZM123 191V193H122V191ZM130 190V191H129ZM135 190H136V192H135ZM143 190V191H142ZM154 190V191H153ZM192 190V191H191ZM224 192H223V191ZM228 190V191H227ZM237 190V191H236ZM259 190V191H258ZM25 191V192H24ZM35 191V192H34ZM40 191V192H39ZM56 193H55V192ZM60 191V192H59ZM69 191V192H68ZM71 191H75V192H71ZM116 193H115V192ZM121 191V192H120ZM140 191H142V192H140ZM176 191V192H175ZM183 191V192H182ZM188 191V192H187ZM190 191V192H189ZM198 193H197V192ZM202 191H204V192H202ZM211 191V192H210ZM215 191V192H214ZM247 191V192H246ZM254 191V192H253ZM4 192V193H3ZM16 192V193H15ZM27 192V193H26ZM66 192V193H65ZM95 192H97L96 190H95ZM99 192V191H98ZM98 192H97V194H98ZM117 192H118V194L120 195V197H118L119 195L117 194ZM125 192V193H124ZM129 194H128V193ZM153 192V193H152ZM155 192V193H154ZM175 192V193H174ZM201 192V193H200ZM228 192V193H227ZM230 192V193H229ZM246 192V193H245ZM258 192H259V194H258ZM22 193V194H21ZM24 193V194H23ZM42 195H41V194ZM44 193V194H43ZM50 193V194H49ZM100 193V192H99ZM140 193H141V195H140ZM143 193V194H142ZM170 193H173V195L172 194H170ZM179 193V194H178ZM210 193V194H209ZM243 193V194H242ZM262 193V194H261ZM2 194H3V196H2ZM46 194V195H45ZM66 194H68V195H66ZM70 194V195H69ZM76 194H78V195H80V197H78V198H75V196H76ZM82 194V195H81ZM117 194V195H116ZM133 194V195H132ZM184 194V195H183ZM188 194V195H187ZM191 194H192V196H191ZM195 194V195H194ZM200 194V195H199ZM204 194H207V196L206 195H204ZM246 194V195H245ZM259 195V196H257V195ZM7 195V196H6ZM10 195V196H9ZM12 195V196H11ZM21 195V196H20ZM23 195V196H22ZM64 195V196H63ZM75 195V196H74ZM77 195V196H78ZM126 196L125 198H123L124 196ZM131 198V202H133V203H130L129 202V198H127L128 196ZM166 195V196H165ZM170 196V198H169V196ZM177 195V196H176ZM197 195V196H196ZM224 195V196H223ZM229 195V196H228ZM239 195V196H238ZM253 195H255V196H253ZM33 196V197H32ZM37 196V197H36ZM40 196V197H39ZM44 196H45V198H44ZM53 196V197H52ZM104 196V197H103ZM109 196V197H108ZM117 196V197H116ZM132 196V197H131ZM140 196V198H138ZM172 196V197H171ZM174 196V197H173ZM181 196H183V197H181ZM186 196H188V197H186ZM199 196H200V199H199ZM202 196H205V197H202ZM243 196V197H242ZM11 198V199H9V198ZM21 199H20V198ZM36 197V198H35ZM44 199H46V200H43V198ZM52 197V198H51ZM63 199H62V198ZM111 197V199H109L110 201H108V198H110ZM141 197H142V199H141ZM177 197H181L179 200L177 199ZM186 197V198H185ZM230 197V198H229ZM235 197V198H234ZM239 197H241L240 199H239ZM247 197H249V198H251V199H249V198H247ZM18 198V199H17ZM26 198V199H25ZM30 198V199H29ZM40 198V199H39ZM50 198H51V200H50ZM55 198V199H54ZM79 198H81L80 200H79ZM84 198V199H83ZM100 198H101V200L104 202V207L102 206L101 207V201H100ZM103 198V199H102ZM113 198V199H112ZM118 198V199H117ZM139 199V201H143L142 203L141 202H139L138 201V199ZM148 200H147V199ZM193 198V199H192ZM236 198H238V199H236ZM16 199V200H15ZM61 199V200H60ZM68 199V200H67ZM74 200L75 202H73L72 200ZM78 199V200H77ZM141 199V200H140ZM159 199V200H158ZM171 200V201H169V200ZM182 199V200H181ZM194 199H195V201H194ZM197 199H199L200 200V202H199V200H197ZM215 199V200H214ZM236 199V200H235ZM243 199V200H242ZM247 199V200H246ZM6 200V201H5ZM63 200H65V201H63ZM99 200V201H98ZM107 200V201H106ZM120 202H119V201ZM153 200V201H152ZM162 200V201H161ZM177 200V201H176ZM185 200V202H184V205H183V201ZM190 200V201H189ZM192 200V201H191ZM203 200V202H205V203H203V202H201ZM209 200H213V202H214V204H213V202H209L208 203V201ZM251 200V201H250ZM260 200V201H259ZM262 200V201H261ZM8 201V202H7ZM24 201V202H23ZM32 201V202H31ZM35 201V202H34ZM39 201V202H38ZM56 203H55V202ZM78 201V202H77ZM80 201H82V202H80ZM88 201V202H87ZM114 201V202H113ZM117 201V202H116ZM123 201V202H122ZM166 201V202H165ZM175 201V202H174ZM179 201V202H178ZM182 201V202H181ZM188 201V202H187ZM219 201V202H218ZM248 201V202H247ZM255 201V202H254ZM5 202V203H4ZM6 202H7V204H6ZM12 202V203H11ZM20 202V203H19ZM22 202V203H21ZM26 202H27V204H26ZM34 202V203H33ZM45 203V204H41V203ZM58 202V203H57ZM70 202V203H69ZM85 202V203H84ZM110 204H108V203ZM122 202V203H121ZM135 202V203H134ZM147 202V203H146ZM154 202V203H153ZM156 202H158V203H156ZM164 202V203H163ZM177 202V203H176ZM251 202V203H250ZM16 203V204H15ZM29 203V204H28ZM53 203H54V205H53ZM68 203H69V205H68ZM75 203H76V205H75ZM92 203H95V204H92ZM113 203V204H112ZM114 203H116V204H118V205H114ZM126 203V204H125ZM142 204V205H140V204ZM182 203V204H181ZM200 203V204H199ZM208 203V204H207ZM215 203H217L216 205H215ZM222 203V204H221ZM229 203V204H228ZM230 203H231V205H230ZM250 203V204H249ZM259 205H258V204ZM2 204H3V206H2ZM35 204V205H34ZM62 204V205H61ZM63 204H65V206L63 205ZM70 204H71V206H70ZM92 204V206H94L93 208H91L92 206H90L89 208H88V206L89 205H91ZM100 204V205H99ZM135 204H137L136 206H135ZM151 205V206H149V205ZM153 204H158L159 205V210H157L158 211V213H157V217H156V219L159 221V223H158V221H154L155 222V224H154V222H152V216L154 215V213L156 212L155 211V209H156V206H154ZM179 204V205H178ZM188 205V207H187V205ZM204 206H203V205ZM207 204V205H206ZM210 204H211V206H210ZM220 204V205H219ZM252 204V205H251ZM253 204H255V205H253ZM263 204V205H262ZM60 205V206H59ZM67 205H68V207H67ZM83 205H84V207H83ZM96 205V206H95ZM112 205V206H111ZM134 205V206H133ZM145 205V206H144ZM148 205V206H147ZM170 205V206H169ZM202 205V206H201ZM217 205H218V207H217ZM19 207V209H18V207ZM22 206V207H21ZM32 208H30V207ZM42 206H43V209H41L42 208ZM47 206V207H46ZM51 206V207H50ZM53 206V207H52ZM67 209H65L64 207ZM75 206V207H74ZM77 206V207H76ZM106 206H108V208L106 207ZM110 206V207H109ZM114 206V207H113ZM115 206H117V207H115ZM142 206V207H141ZM176 206V207H175ZM184 206V207H183ZM196 206V207H195ZM205 206H207V207H205ZM209 206V207H208ZM214 206H216V207H214ZM222 206V207H221ZM225 206V207H224ZM255 206V207H254ZM258 206V207H257ZM5 207V208H4ZM10 207V208H9ZM28 207V208H27ZM35 207V208H34ZM41 207V208H40ZM44 207H46V208H44ZM52 208V209H50V208ZM56 207V208H55ZM61 207V208H60ZM98 207H100V210H99V208ZM106 207V208H105ZM124 207H125V210H124ZM146 207V208H145ZM150 207V208H149ZM178 208L179 207V209L177 210V209H175V208ZM192 207H195V208H192ZM198 207H199V209H198ZM22 208V209H21ZM24 208V209H23ZM48 208V209H47ZM54 208V209H53ZM64 208V209H63ZM75 208V209H74ZM79 208V209H78ZM83 208H84V212H83ZM98 208V209H97ZM103 208V209H102ZM114 208V209H113ZM135 208H136V210H135ZM138 208H139V210H138ZM153 208V209H152ZM163 208V209H162ZM182 208V209H181ZM206 208H209V209H206ZM214 208V209H213ZM221 208V209H220ZM259 208V209H258ZM13 209V210H12ZM18 209V210H17ZM30 209H31V211H30ZM37 209H40L39 211H37ZM61 209H63V210H61ZM73 209H74V212L72 213V211H73ZM91 210V212L89 211V210ZM94 209H95V211H94ZM107 209V210H106ZM110 209V210H109ZM113 209V210H112ZM174 209V210H173ZM185 209V210H184ZM194 209V210H193ZM204 210V211H201V210ZM220 209V211L223 213H221L220 211H218V210ZM236 209V210H235ZM252 209V210H251ZM3 210V211H2ZM20 210H21V212H20ZM26 210V211H25ZM28 210V211H27ZM33 210H34V213H33ZM36 210V211H35ZM61 210V211H60ZM68 210H69V212L71 213V214H69V212H68ZM79 212H77V211ZM86 210V211H85ZM89 212H88V211ZM99 212H98V211ZM115 210V211H114ZM118 210H120V211H118ZM127 210V211H126ZM145 210V211H144ZM148 210V211H147ZM150 210V211H149ZM163 210V211H162ZM166 210V211H165ZM175 210H177V211H175ZM200 212L201 211V217L202 218H200L199 216V213L197 212ZM232 210V211H231ZM254 210V211H253ZM41 211V212H40ZM47 211V212H46ZM51 211V212H50ZM94 212V214H93V212ZM109 211V212H108ZM111 211H112V214H111ZM118 211V212H117ZM126 211V212H125ZM155 211V212H154ZM174 211V212H173ZM192 211V212H191ZM209 211V212H208ZM217 211L219 212V213H217ZM226 211V212H225ZM228 211V212H227ZM262 211V212H261ZM5 212V213H4ZM8 212H9V214H8ZM16 212V213H15ZM32 212V213H31ZM62 212V213H61ZM82 214H81V213ZM103 212H104V214H103ZM136 212V213H135ZM139 212V213H138ZM141 212V213H140ZM166 212V213H165ZM170 212H172L171 214H170ZM178 212H179V214H178ZM196 214H195V213ZM204 212H205V214H204ZM216 212V213H215ZM236 212V213H235ZM240 212V213H239ZM251 212H253V213H251ZM23 213V214H22ZM40 213V214H39ZM43 213V214H42ZM50 213V215H48ZM52 213V214H51ZM75 213H76V215H75ZM77 213H78V215H77ZM84 213V214H83ZM89 215H88V214ZM90 213H91V215H90ZM97 213V214H96ZM126 213V214H125ZM147 215H146V214ZM151 215H150V214ZM175 213V214H174ZM190 213V214H189ZM221 213V214H220ZM229 213V214H228ZM232 213V214H231ZM239 213V214H238ZM244 213V214H243ZM249 213V214H248ZM260 213H261V215H260ZM2 214V215H1ZM4 214V215H3ZM14 214V215H13ZM20 214H22L23 216H21L20 217ZM27 214V215H26ZM33 214V217H31V215ZM35 214V215H34ZM38 214H39V216H38ZM87 214V215H86ZM92 214H93V216H94V218L92 217ZM108 214H110V215H107ZM132 214H135V217H133L134 215H132ZM149 214V215H148ZM205 215V217H204V215ZM235 214H237V215H235ZM241 214H243V217H241L242 215ZM9 215V216H8ZM11 215H13V216H11ZM37 215V216H36ZM44 215V216H43ZM46 215V216H45ZM72 216V217H70V216ZM74 215V216H73ZM115 215H117V216H114ZM122 217H121V216ZM123 215H124V217H123ZM139 215V216H138ZM224 215H226V216H224ZM246 215V216H245ZM249 215H251V216H249ZM26 216V217H25ZM41 216V217H40ZM60 216V217H59ZM66 216H67V218H66ZM81 216V217H80ZM89 216V217H88ZM103 216H105V217H103ZM107 216V217H106ZM110 216V220H107V219H109L108 217ZM127 216V217H126ZM132 217V218H130V217ZM138 216V217H137ZM148 216H150V217H148ZM166 216V217H165ZM197 216V217H196ZM220 216V217H219ZM234 216H236V217H234ZM15 217V218H14ZM68 217L70 218V219H68ZM79 217V218H78ZM92 217V219H90ZM116 217L118 218V219H116ZM148 217V218H147ZM216 217V218H215ZM225 217V218H224ZM229 217H231L233 220H231V218H229ZM240 217V218H239ZM250 219H249V218ZM255 217V218H254ZM54 218V219H53ZM60 218V219H59ZM71 218L73 219V221L71 220ZM76 218H78V219H76ZM84 219V221H83V219ZM113 218H115V220H113ZM123 218V219H122ZM128 218H130V219H128ZM135 218V219H134ZM140 218H142V219H140ZM172 218V219H171ZM184 218V219H183ZM220 218V219H219ZM223 218V219H222ZM235 218V219H234ZM243 218V219H242ZM252 218V219H251ZM21 219V220H20ZM58 219V220H57ZM96 219H98V222H97V220ZM106 222H103V220ZM121 219V220H120ZM126 219H128V220H126ZM131 219H132V221H133V224H132V221H131ZM137 219H139L140 221H137ZM165 219H166V221H165ZM218 219V220H217ZM239 221H238V220ZM255 219V220H254ZM259 219H261V220H259ZM263 219V220H262ZM9 220V221H8ZM17 220H18V222H17ZM22 220H24V221H22ZM26 220V221H25ZM29 222H28V221ZM52 220H53V222H52ZM77 220H80L79 222L77 221ZM87 220V221H86ZM91 220V221H90ZM93 220H94V222H93ZM96 220V221H95ZM107 220V221H106ZM129 220H130V222H129ZM161 220H164L163 222L161 221ZM169 220V221H168ZM194 220V222H192ZM222 220V221H221ZM226 220V221H225ZM230 222H229V221ZM242 220V221H241ZM253 220V221H252ZM259 220V221H258ZM112 221V222H111ZM113 221H115V222H113ZM116 221H117V223H116ZM137 221V222H136ZM143 221V222H142ZM160 221H161V223H163V225L162 224H160ZM184 223H183V222ZM198 221H199V223H198ZM219 221H221V223L219 222ZM235 221H236V223H235ZM249 221V222H248ZM255 221V222H254ZM3 222V223H2ZM5 222V223H4ZM9 222V223H8ZM14 222V223H13ZM35 222H36V224H35ZM40 222V223H39ZM57 222V223H56ZM72 222V223H71ZM77 222V223H76ZM95 222H96V226H95ZM102 222H103V224H102ZM108 222H110L109 224H108ZM121 222V223H120ZM145 222V223H144ZM149 222V223H148ZM201 222V223H200ZM205 222V224H203ZM219 222V223H218ZM241 222V223H240ZM242 222H243V224H244V226H243V224H242ZM260 222V223H259ZM17 223V224H16ZM34 225H33V224ZM49 223V224H48ZM54 223H55V226L56 227H58V228H56L55 226V228H53V226L52 225H54ZM67 223H71L70 224V226H69V224H67ZM80 223V224H79ZM91 223H93V224H91ZM116 223V224H115ZM138 223V224H137ZM148 223V224H147ZM228 223V224H227ZM232 223V224H231ZM250 223V224H249ZM258 224V225H256V224ZM38 224V225H37ZM47 225V226H44V225ZM61 224V225H60ZM90 224V225H89ZM98 224H100V225H98ZM115 226H114V225ZM119 224V225H118ZM141 224V225H140ZM146 224H147V226H146ZM170 224V226H168ZM214 224H215V226H214ZM216 224H217V226H216ZM238 224V225H237ZM241 226H240V225ZM248 224V225H247ZM254 224V225H253ZM9 225V226H8ZM18 225H19V227H18ZM22 225V226H21ZM33 227H32V226ZM65 225V226H64ZM75 225V226H74ZM78 225H82L81 227H83V228H81V232H80V234H77V232L79 231V227H78ZM89 225V226H88ZM92 225L94 226L93 228H92ZM110 226V227H108V226ZM143 225V226H142ZM167 225V226H166ZM220 225L222 226L221 228H219L220 227ZM245 225H247L248 227H246ZM256 225V226H255ZM260 225V226H259ZM262 225V226H261ZM14 226V227H13ZM61 226V227H60ZM72 226V227H71ZM88 226V227H87ZM135 226V227H134ZM149 226V227H148ZM154 226V227H153ZM165 227L164 229H163V227ZM188 226V227H187ZM213 226V227H212ZM219 226V227H218ZM30 227H32V229L34 230V231H36L37 233H40V234H38L39 236H36L35 234L33 235V233H34V231H32L31 230V228ZM41 227V228H40ZM70 227V228H69ZM104 227V228H103ZM106 227H107V232H105L106 230ZM118 227H120L119 229H118ZM127 227V228H126ZM134 227V228H133ZM151 227H153V228H151ZM158 227V228H157ZM166 227H168V228H166ZM216 227H218L219 229H221V230H219L218 231V229L216 228ZM238 227V228H237ZM239 227H241V228H239ZM245 227V228H244ZM250 227V228H249ZM256 227V228H255ZM258 227V228H257ZM259 227L261 228V229H259ZM19 228V229H18ZM23 228V229H22ZM24 228H26V229H24ZM45 228V229H44ZM64 228V229H63ZM76 228V229H75ZM79 228V229H78ZM98 228V229H97ZM102 228V230H100ZM109 228V229H108ZM122 228H125L124 230L122 229ZM133 228V230H131ZM141 228V229H140ZM151 228V229H150ZM159 228H161V231H160V229ZM196 228V229H195ZM206 228V229H205ZM226 228V229H225ZM246 228H247V230H246ZM5 229V230H4ZM29 229V230H28ZM35 229H37V230H35ZM53 229H55V230H53ZM56 229H57V231H56ZM61 229V230H60ZM67 229V230H66ZM83 229V230H82ZM85 229V230H84ZM89 229H90V231H89ZM96 229V230H95ZM115 229V230H114ZM167 229V230H166ZM193 229V230H192ZM198 229V230H197ZM203 229V230H202ZM212 229V230H211ZM224 229V230H223ZM227 229H229V230H227ZM239 229V230H238ZM241 229V230H240ZM243 229V230H242ZM250 229V230H249ZM3 230H4V232H3ZM14 230V231H13ZM45 230V231H44ZM47 230V231H46ZM50 230V231H49ZM87 230V231H86ZM97 230H99V231H97ZM108 230H110V231H108ZM130 232H129V231ZM135 230V231H134ZM140 230V231H139ZM146 230V231H145ZM147 230H149V231H147ZM163 230V231H162ZM177 230H179V231H177ZM192 230V231H191ZM207 232H206V231ZM222 230H223V232H222ZM249 230V231H248ZM9 231V232H8ZM17 231V232H16ZM22 231H24V232H22ZM53 231H55L54 233H52ZM60 231V232H59ZM69 231V232H68ZM71 231V232H70ZM82 231H84V232H82ZM96 231V232H95ZM103 232V233H101V232ZM113 231H115V232H113ZM120 231H123V232H120ZM154 231V232H153ZM157 231V232H156ZM160 231V232H159ZM164 231H166V232H164ZM200 231V232H199ZM221 231V232H220ZM225 231V232H224ZM231 231H232V233H231ZM238 231V232H237ZM241 231V232H240ZM252 231V232H251ZM15 232V233H14ZM46 232H48V235H47V233ZM51 232V233H50ZM58 232V233H57ZM74 232V233H73ZM89 232H90V234H89ZM94 232V233H93ZM113 234H112V233ZM132 232V233H131ZM143 232H145V233H143ZM149 232H150V234H149ZM164 234H163V233ZM169 232V233H168ZM190 232H192V233H190ZM199 232V233H198ZM236 232V233H235ZM245 233V235L247 236V232H248V236H247V238H245V237H243L241 234H243V233ZM255 232V233H254ZM8 233H9V235H8ZM12 233H14V234H12ZM19 233H21V234H19ZM23 233V234H22ZM62 233H64V234H62ZM101 233V234H100ZM105 233V234H104ZM109 233V234H108ZM120 233H121V235H120ZM157 233V234H156ZM161 233V234H160ZM180 233V234H179ZM188 233V234H187ZM198 233V234H197ZM217 233H219V234H217ZM222 233H227L226 235L225 234H222ZM230 233V234H229ZM239 233V234H238ZM250 233H252V234H250ZM31 234V235H30ZM46 234V235H45ZM67 234V235H66ZM100 234V235H99ZM124 234H126V236L124 235ZM162 234H163V236H162ZM175 234V235H174ZM187 234V235H186ZM194 234H196L195 236H194ZM259 234V235H258ZM261 234V235H260ZM12 235V236H11ZM16 235V236H15ZM27 235V236H26ZM63 235V238L61 237V236ZM69 235V236H68ZM80 235V236H79ZM96 236V238H95V236ZM108 235V237H106ZM132 235V236H131ZM155 235V236H154ZM158 235V236H157ZM179 235V236H178ZM198 235H200V236H198ZM3 236V237H2ZM20 236V237H19ZM32 236H34V237H32ZM54 236V237H53ZM57 236V237H56ZM60 236V237H59ZM64 236H65V239H64ZM72 236V237H71ZM103 236V237H102ZM105 236V237H104ZM137 236V237H136ZM143 236V237H142ZM186 236V237H185ZM194 236V237H193ZM213 236H214V238H213ZM217 236V237H216ZM219 236V237H218ZM221 236H223V237H221ZM225 236V237H224ZM230 238H229V237ZM233 236V237H232ZM252 236V237H251ZM254 236V237H253ZM262 236H263V238H262ZM13 237V238H12ZM21 237H23V238H21ZM30 237V238H29ZM46 237V238H45ZM59 237V238H58ZM67 237V238H66ZM69 237V238H68ZM77 237V238H76ZM79 237V238H78ZM123 237H124V239H123ZM163 237V238H162ZM179 237V238H178ZM197 237H199V239H197ZM250 237V238H249ZM261 237V238H260ZM3 240H2V239ZM18 238V239H17ZM26 238H28V239H26ZM37 238V239H36ZM40 238V239H39ZM48 238H50V239H48ZM94 238V239H93ZM114 238H116V239H120V240H116V239H114ZM133 238V239H132ZM141 238H143V239H141ZM159 238V239H158ZM162 238V239H161ZM174 238V239H173ZM182 238V239H181ZM189 238H190V240H189ZM193 238V239H192ZM216 238V239H215ZM223 238L225 239V240H223ZM255 238V239H254ZM259 238V239H258ZM15 239H17V240H15ZM45 239V240H44ZM54 239V241H52ZM59 239V240H58ZM81 239V240H80ZM112 239V240H111ZM137 239V240H136ZM171 239V240H170ZM177 239H178V241H177ZM181 239V240H180ZM184 239V240H183ZM197 239V240H196ZM208 239V240H207ZM228 239V240H227ZM230 239V240H229ZM235 239V240H234ZM241 239H243V240H241ZM21 240V241H20ZM58 240V241H57ZM61 240H62V242H61ZM66 240V241H65ZM67 240H71V241H67ZM76 240H79L78 242L76 241ZM102 240V241H101ZM109 240V241H108ZM186 240V241H185ZM196 240V241H195ZM198 240H200V241H198ZM214 240V241H213ZM217 241V243H216V241ZM218 240H223V241H218ZM249 240V241H248ZM251 240V241H250ZM259 240V241H258ZM261 240V241H260ZM10 241V242H9ZM27 241V242H26ZM29 241V242H28ZM39 243H38V242ZM57 241V242H56ZM93 241V242H92ZM114 241V242H113ZM121 241V242H120ZM125 241V242H124ZM162 241V242H161ZM211 241V242H210ZM226 241V242H225ZM236 241V242H235ZM247 241V242H246ZM25 242V243H24ZM36 242V243H35ZM45 242H47V243H45ZM49 242V243H48ZM68 242V243H67ZM74 243V244H72V243ZM100 242V243H99ZM135 242V243H134ZM139 242H140V244H139ZM143 242V243H142ZM160 242V243H159ZM165 242V243H164ZM202 243V245H201V243ZM210 242V243H209ZM235 242V243H234ZM32 243V244H31ZM77 243H79V245L77 244ZM103 243H104V245H103ZM123 243V244H122ZM163 243H164V246H163ZM172 243V244H171ZM182 243V244H181ZM225 243V244H224ZM234 243V244H233ZM240 245H239V244ZM249 245H248V244ZM4 244V245H3ZM29 244V245H28ZM37 244V245H36ZM57 244V245H56ZM61 244V245H60ZM64 246H63V245ZM67 246H66V245ZM93 244V245H92ZM121 244V245H120ZM144 244V245H143ZM160 244V245H159ZM167 244V245H166ZM177 244V245H176ZM186 244V245H185ZM189 244H191L190 246H189ZM198 244V245H197ZM214 244V245H213ZM229 244V245H228ZM237 246H236V245ZM26 245V246H25ZM31 245V246H30ZM41 247H40V246ZM44 245V246H43ZM51 245H53V248H49ZM69 245H70V247H69ZM72 245V246H71ZM74 245V246H73ZM88 245V247H86ZM92 245V246H91ZM102 245V246H101ZM109 245V246H108ZM115 245V247H113ZM141 245H142V248H141ZM166 245V246H165ZM173 245V246H172ZM197 246V248H196V246ZM233 245V246H232ZM245 245V246H244ZM28 246V247H27ZM33 246H34V248H33ZM55 246V247H54ZM61 246V247H60ZM63 246V247H62ZM91 246V247H90ZM97 246V247H96ZM98 246H99V248H98ZM103 246H104V248H103ZM112 246V247H111ZM147 246V247H146ZM162 246V247H161ZM167 246H169V247H167ZM181 246H182V248H181ZM213 246V247H212ZM222 246V247H221ZM231 247V249H230V247ZM248 246H250L249 248H248ZM257 246V247H256ZM23 247V248H22ZM45 247V248H44ZM47 247V248H46ZM60 247V248H59ZM66 247V248H65ZM68 247V248H67ZM73 247H74V249H73ZM81 247H82V249H81ZM94 247V248H93ZM132 247V248H131ZM171 247V248H170ZM184 247V248H183ZM199 247V248H198ZM202 247V248H201ZM219 247V248H218ZM223 247H225V248H223ZM9 248H12V249H9ZM15 248V249H14ZM55 248V249H54ZM59 248V249H58ZM63 248H64V251H63ZM98 248V249H97ZM110 248V249H109ZM115 248V249H114ZM137 250H136V249ZM139 248V249H138ZM145 248H146V250H145ZM167 248V249H166ZM173 248L175 249H177V251H176V249L173 251ZM222 248V249H221ZM229 248V249H228ZM233 248H234V250H233ZM242 248V249H241ZM245 248V249H244ZM247 248V249H246ZM7 249V250H6ZM33 249V250H32ZM36 249V250H35ZM38 249V250H37ZM58 249V250H57ZM61 249V250H60ZM78 249V250H77ZM86 249V250H85ZM88 249V250H87ZM109 249V250H108ZM112 249V250H111ZM128 249V250H127ZM192 249V250H191ZM198 249V250H197ZM202 249V250H201ZM228 251H227V250ZM253 249V250H252ZM256 249V250H255ZM259 249V250H258ZM55 250H56V252H55ZM66 250V251H65ZM69 252H68V251ZM96 250V251H95ZM140 250V251H139ZM149 250V251H148ZM169 250V251H168ZM194 250V251H193ZM224 250V251H223ZM229 250H231V251H229ZM244 250V251H243ZM247 250V251H246ZM263 250V251H262ZM10 251V252H9ZM15 251V252H14ZM39 251V252H38ZM45 251V252H44ZM58 251V252H57ZM61 251V252H60ZM71 251V252H70ZM83 251V252H82ZM97 251H98V253H97ZM100 251V252H99ZM105 251V252H104ZM113 251V252H112ZM116 251V252H115ZM135 251V252H134ZM251 251V252H250ZM19 252V253H18ZM32 252H35V253H33L32 254ZM44 252V253H43ZM68 253V254H66V253ZM77 254H76V253ZM80 252V253H79ZM85 252H87V254L85 253ZM93 252V253H92ZM141 252V253H140ZM157 252V253H156ZM179 254H178V253ZM191 252V253H190ZM204 252V253H203ZM212 252H214V253H212ZM225 252H226V254H225ZM231 252V253H230ZM8 253V254H7ZM15 253H16V255H15ZM91 253V254H90ZM95 253V254H94ZM98 254V256H96L97 254ZM99 253H101V255L99 254ZM103 253V254H102ZM109 253V254H108ZM115 253V254H114ZM132 253V254H131ZM148 253V254H147ZM150 253V254H149ZM169 253H171V254H169ZM174 253V254H173ZM195 253V254H194ZM219 253V254H218ZM246 253V254H245ZM18 254V255H17ZM39 254V255H38ZM64 254V255H63ZM70 254H72V255H70ZM76 254V255H75ZM90 254V255H89ZM112 254V255H111ZM131 254V255H130ZM135 254V255H134ZM144 254V255H143ZM165 255V257H164V255ZM190 254V255H189ZM224 254V255H223ZM234 254V255H233ZM239 254V255H238ZM5 255V256H4ZM42 255H44L43 257H42ZM45 255H47V256H45ZM56 255V257H54V256ZM70 255V256H69ZM85 255H86V258H85ZM102 255L104 256V257H102ZM111 255V256H110ZM115 255V256H114ZM120 255V256H119ZM122 255V256H121ZM168 255V256H167ZM173 257H172V256ZM196 255H198V256H196ZM232 255V256H231ZM252 255H253V257H252ZM9 256H10V258L12 259H10L9 258ZM64 256V258H62ZM94 256V257H93ZM110 257V258H112L111 259V261L109 262V259L110 258H108V257ZM126 256V257H125ZM131 256V257H130ZM139 256V257H138ZM146 258H145V257ZM155 256V257H154ZM162 256L164 257V258H162ZM182 256V257H181ZM213 256V257H212ZM216 256H218V257H216ZM222 256V257H221ZM246 256V257H245ZM6 257H8V258H6ZM66 257V258H65ZM69 257H71V258H69ZM89 257V258H88ZM96 257H98L97 259H96ZM141 257V258H140ZM172 257V258H171ZM178 257V258H177ZM188 257V258H187ZM192 257V258H191ZM235 257V258H234ZM30 258V259H29ZM67 258H69V259H67ZM77 260H76V259ZM119 258V259H118ZM144 258H145V260H144ZM170 258H171V260H170ZM175 258V259H174ZM183 258V259H182ZM252 258V259H251ZM255 258V259H254ZM35 259V260H34ZM38 259V260H37ZM39 259H41L40 260V262H39ZM47 260V262H46V260ZM55 261H54V260ZM59 259V260H58ZM94 259V260H93ZM99 259V260H98ZM107 259V260H106ZM138 259V260H137ZM173 259V260H172ZM176 259H177V261H176ZM203 259V260H202ZM213 259V260H212ZM260 259H262V260H260ZM50 260V261H49ZM143 260V261H142ZM149 260H151V261H149ZM153 260V261H152ZM162 260H165V261H162ZM233 260H235V261H233ZM257 260H258V263H257ZM22 261V262H21ZM27 261H29V262H27ZM33 261H34V263H33ZM45 261V262H44ZM49 261V262H48ZM62 261V262H61ZM78 261V262H77ZM109 263H108V262ZM119 261V262H118ZM125 261V262H124ZM140 261V262H139ZM146 263H145V262ZM149 261V262H148ZM168 261V262H167ZM199 261V262H198ZM204 261V262H203ZM208 261V262H207ZM252 261V262H251ZM255 261V262H254ZM58 262V263H57ZM60 262V263H59ZM71 262V263H70ZM121 262V263H120ZM123 262V263H122ZM160 262V263H159ZM222 262V263H221ZM234 262V263H233ZM247 262V263H246ZM133 263V264H134Z\"/></svg>",
	"mask_w": 264,
	"mask_h": 264
},
{
	"label": "bare ground",
	"instance_id": "obj_2",
	"mask_svg": "<svg viewBox=\"0 0 264 264\" xmlns=\"http://www.w3.org/2000/svg\"><path fill=\"white\" fill-rule=\"evenodd\" d=\"M13 1V2H12ZM143 1V0H142ZM140 0V2L136 3L137 7L134 8V5L133 3V0H0V2L2 3L3 7L5 8V10L8 12V15H12V17L10 19H7L6 17L4 18V22H3V25L4 27L6 28L5 30H7V36H6V39L4 40V42L1 43L0 41V49L3 48L2 46H6L7 49L5 48V53L6 54H2L3 55V58L1 59L2 55H1V51H0V62H2L3 64H0L3 66L7 65V60H9V63L14 61V60H20V62H23L25 64V70L29 72H31L30 68L33 69V66H31V64H29L30 60L33 58V59H36L38 60L37 63L35 64V71H36V77L35 78H32L30 79V77L27 75L23 78V80H21V84H20V87H10L9 89H7L8 87V84L6 87L7 89V95L9 96L8 99H10V102L7 101L6 102V99L4 98L3 102L2 103L0 101V143L2 142H5V145H7V149L9 150V152H11V149H10V139H15L19 136H17V131L18 129L15 130V133H12V129H13V125L15 124L13 122V118L10 117V114H9V105L12 101V99H14V97L17 95L16 94H26L29 99H31L29 102H32V99H36L35 103L36 105L39 104V108H44L45 109L47 108L48 111L46 112L50 119L48 121H50V125H49V129H47L45 127L46 130V134H42V135H39L42 133V129H41V133L38 134L37 137H39V140L41 143H43V145H40V146H43L41 147L42 148V151L43 153L45 154V150H47V148L45 149V142L47 141H54L57 139V128H61L58 130V133L59 131L61 130V136L59 137L63 142V145L66 146L67 148H71L72 150L75 149L74 147V142L76 143L77 141H79L80 143V146L84 145L85 146V151H81L79 150V154L77 155V157H82V163H80L81 165L80 166H77L78 170L81 169L82 171L85 170L86 166H88V160H89V157L94 155V153L96 151H100L101 154L103 153V150H104V147L102 149H99L98 148V145H97V140L98 139H104L106 136H107V129H109L108 127H106V124L107 122H105V118L109 119L108 122H114V121H117V123H119V125L117 124L118 128L120 129H117V131H121L124 130V126H123V122L126 121L128 122L129 124V128H130V131H129V136L131 134L135 135L136 131H138L137 128H135L136 126V118L140 117L139 115H144V117H151L154 121H157V119H159L162 123H169L170 121L173 120V122L175 124H177L178 122L177 121H181L182 119L186 120L187 121V125H188V128L183 130V133L180 134L182 135L181 140H183L182 142V146L184 149L185 148V141H186V138L189 136V137H193L194 140H196V142L198 141H203L205 140L204 137H205V133H206V130L204 129V123H206L207 127H211V125L213 127L212 130L214 131H217V134L221 135L222 133L224 132H227L228 130V126H229V118H238V117H242V116H245L246 118L247 117H250L252 119L256 118L260 113L258 112L257 110V107H259L258 105L261 104L262 102V98L264 97V69L261 68L259 65H258V60H256L255 62L251 63L250 61L252 60H248V59H252L250 57L251 55V51L249 50V48L251 49V47L248 46H245V53L243 51V55L241 54V56H239V51H237L235 48H232L233 46V43L236 44L238 43V40L237 38L233 37V32H230V30H227L224 33H222V35L216 33L217 36H215L213 33L215 32L216 29H218L221 24L223 25L225 23L227 24H233L235 21L237 22L236 18H237V14H235L234 16H236V18L233 17V14H231V16H228L227 15V19L225 21H223L222 19H218L217 16H215V12H213L215 15L214 16H211L212 13H210L211 15H208V11H207V7L204 5V1L205 0H195L193 1L192 3V0H188V3L186 5H184V3L182 4L181 1L184 2V0H173L170 2L172 3H169V0H168V3H159L157 0L156 3L154 1V3H151L148 2V3H144L142 4V2ZM149 1V0H148ZM212 1V0H210ZM232 2V0H229ZM235 1V0H234ZM254 1V0H252ZM259 1V0H258ZM263 1V0H262ZM91 2V3H89ZM94 2V3H93ZM137 2V1H136ZM165 2V1H163ZM174 2V3H173ZM217 0H216V4H217ZM257 2V0H256ZM254 1V3H256ZM209 3V2H208ZM212 3V2H211ZM236 3V2H235ZM243 3V2H242ZM251 3V2H250ZM142 4V5H141ZM206 4V3H205ZM210 4V3H209ZM229 4V3H228ZM261 4V3H260ZM258 4V5H260ZM255 5V4H254ZM262 5V4H261ZM139 6V7H138ZM209 6V5H208ZM216 6V5H214ZM213 6V7H214ZM218 6V4H217ZM231 6V5H230ZM235 6V5H234ZM240 6V5H239ZM257 6V4L255 5V7ZM144 9V13L142 12V24L143 26L145 27V30H144V33L145 34H141V36L137 37L136 36V29L134 28V24H137L135 22V19H137V17L135 18V16H139L140 17V12H141V9ZM212 7V6H211ZM220 7V6H219ZM222 7V6H221ZM224 7V6H223ZM253 7V6H251ZM259 7V6H258ZM135 10H134V9ZM165 8V12L162 11V9L164 10ZM209 8V7H208ZM216 8V7H215ZM233 8V7H232ZM241 8V7H240ZM264 9V5L261 6V9ZM220 9V8H219ZM226 9H228L226 7ZM234 9V8H233ZM247 8H245L246 10ZM256 9V8H255ZM34 10V12H33ZM215 10V9H214ZM218 10V9H217ZM217 10H215L216 12H218ZM221 10V9H220ZM223 10V8H222ZM229 10V9H228ZM253 10V9H252ZM251 10V11H252ZM23 11V12H22ZM230 11V10H229ZM244 11V10H243ZM254 11V10H253ZM252 11V12H253ZM54 13L55 15L57 14V18L58 16L60 18L56 19L54 18H51L50 15L52 13ZM222 12V11H221ZM232 12V11H231ZM234 12V11H233ZM245 14H246V11H244ZM255 12V11H254ZM253 12V13H254ZM259 12V11H258ZM25 14L23 19L25 20V24L24 27L26 28H20V24L19 25H15V23H13V18L16 17H21L22 14ZM170 13V14H169ZM180 13L182 14V16L179 18H175L178 14L180 15ZM252 13V14H253ZM262 13V12H261ZM164 14V15H163ZM226 14V13H225ZM249 14V13H248ZM257 14V13H256ZM264 14V13H263ZM262 14V15H263ZM223 15V14H221ZM220 15V16H221ZM251 15V14H250ZM248 15V16H250ZM255 15V14H254ZM242 16V15H241ZM247 16V17H248ZM8 17V16H7ZM138 17V18H139ZM161 17V18H160ZM168 17V18H166ZM224 17V16H223ZM244 17V16H243ZM245 17V18H247ZM263 18H254L252 19V23L256 24V26L258 27L257 28V32L254 33V31L251 33V35L249 34V40L248 42H252L253 40L255 41V38L256 37H260L263 38L264 40V16H261ZM135 18V19H134ZM174 18L176 19L174 21ZM220 18V17H219ZM20 19V18H19ZM233 19H235L233 21ZM243 19V18H242ZM22 20V19H21ZM245 20V19H244ZM251 20V19H250ZM139 21V20H137ZM242 21V20H241ZM19 22V21H18ZM251 22V21H250ZM250 22H248L250 24ZM20 23V22H19ZM41 23H44V24H41ZM72 23H75V25H72ZM197 24V25H196ZM243 24V22L241 23ZM252 24V25H253ZM254 24V25H255ZM43 25V26H42ZM44 25H49V31L54 32L53 36L52 37H49V34H42V31L44 30L45 26ZM246 25V24H245ZM138 26V25H137ZM234 26V25H233ZM239 26V23L238 25ZM250 26V25H249ZM74 27L76 28V34L74 32V36L71 35L72 32V28L74 29ZM136 27V26H135ZM143 27V28H144ZM229 27V26H228ZM226 27V28H228ZM34 28H38L42 34V38L40 35H38L37 33L34 34L32 33V30ZM211 28V30H210ZM224 28V26H223ZM231 28V26H230ZM237 28V27H236ZM252 28V26H251ZM250 28V29H251ZM254 28V26H253ZM26 29V30H25ZM89 29H92L93 32L90 34L91 36H88L87 35V32ZM220 29V28H219ZM229 29V28H228ZM244 29V28H243ZM29 30V31H28ZM78 30V32H77ZM172 30V31H171ZM237 30V29H236ZM235 30V31H236ZM242 31V29H240ZM249 30V29H247ZM255 30V29H253ZM211 31H214L213 33ZM219 31V30H218ZM245 31V30H244ZM175 32V33H174ZM224 32V31H223ZM243 32V31H242ZM249 31H247L248 33ZM50 33V34H51ZM143 33V32H142ZM220 33V32H219ZM232 33V34H231ZM239 33V32H238ZM244 33V32H243ZM246 33V32H245ZM213 34V35H212ZM2 35V34H1ZM15 35L16 37L18 38V41L17 42H14V43H17L18 46L17 48L15 49V45L13 44V41H14V38H15ZM239 36V35H238ZM243 36V34H242ZM241 36V37H242ZM247 36V37H248ZM4 37V35H3ZM246 37V39H247ZM16 38V40H17ZM40 39L41 41L42 40H49L50 42H54L55 40H58L62 43H64L62 46H64L65 50L67 51L68 53V57H60L58 56L59 54H57V52H49L47 49H45V47H39V44H38V40L40 42ZM173 39V43L171 45L170 43V40ZM179 39V42H177ZM241 39V38H240ZM245 39V40H246ZM209 40V41H208ZM44 41V42H45ZM133 41V43H139L138 47L136 46L135 48L137 49H134L133 48V44L130 45V43ZM172 41V40H171ZM212 41V44L215 45L216 47L219 48V51H218V48H215L214 46H210L209 45V42ZM244 41V40H243ZM214 42V43H213ZM258 42V41H257ZM260 42V41H259ZM245 43V42H244ZM242 43V45L244 44ZM247 43V42H246ZM28 44H32L33 48L32 50L28 51L26 48H27V45ZM52 44V43H51ZM240 44V43H239ZM264 44V43H263ZM41 45V44H40ZM69 45V46H68ZM245 45V44H244ZM256 45V44H255ZM261 45V43H260ZM55 46V45H54ZM221 46V47H219ZM232 46V47H231ZM254 46V45H253ZM238 47V46H237ZM244 47V46H243ZM248 47V49H247ZM258 47V46H256ZM262 47V46H260ZM52 48V46H51ZM56 48V46L54 47V49ZM60 48V47H59ZM63 48V47H62ZM253 48V47H252ZM49 49V48H48ZM52 48V50H54ZM58 49V48H57ZM50 50V49H49ZM239 50V49H238ZM248 50V51H247ZM253 50V49H252ZM3 51V50H2ZM51 51V50H50ZM62 54V49L60 50ZM242 51V49H241ZM258 51V50H257ZM65 52V51H64ZM239 52V53H238ZM255 52V51H254ZM248 53V54H247ZM263 53V52H262ZM261 53V54H262ZM66 56V55H65ZM257 58V57H255ZM35 60V61H36ZM254 60V59H253ZM41 61V62H40ZM262 61V60H261ZM19 62V63H20ZM231 62H234V66L231 64ZM38 63L40 64V67H37ZM264 63V61H263ZM255 65V66H254ZM8 66V65H7ZM11 66V65H10ZM262 67L264 66L263 64L261 65ZM12 67V66H11ZM7 68V67H6ZM15 68V67H14ZM18 68V67H17ZM2 69V68H1ZM10 69V68H9ZM46 69V71H44ZM49 69V70H47ZM258 70L259 72H261L260 75L262 77V79H260V81H258V74H255L253 73V70ZM19 68L16 69V72H19ZM4 72L0 71V83H1V86H3L5 80H4V77L3 74ZM11 73H12V68H11ZM15 73V72H14ZM9 74V73H8ZM26 75V73H25ZM12 76V75H11ZM14 76V75H13ZM19 76V75H18ZM17 76V77H18ZM10 77V76H9ZM16 77V76H15ZM32 77V76H31ZM6 78V76H5ZM14 78V77H13ZM16 79V78H15ZM22 79V78H21ZM26 79V80H25ZM27 79H30L29 82ZM46 81V83L44 85H41L43 83V81ZM4 80V81H3ZM13 80V79H12ZM39 81V86L41 87L40 89H44V88H47V89H50L47 93L45 94H40L39 92H37L36 89H34V87L32 86H35V84L37 83V81ZM10 82V81H9ZM8 82V83H9ZM18 83V82H17ZM41 83V84H40ZM5 84V85H6ZM13 84V83H12ZM17 85V84H16ZM37 85V84H36ZM14 86V85H13ZM0 87V88H2ZM5 89V88H4ZM5 89V90H6ZM29 89H32V93L31 95L29 94ZM47 91V90H45ZM131 91V92H129ZM4 92V91H3ZM1 93V92H0ZM6 93V92H5ZM130 93H132L130 95V97L128 96ZM187 93H191L192 95V102L191 100L189 101H185L186 98H184V95L187 94ZM2 94V93H1ZM42 95V96H41ZM60 96L64 97V99H61ZM195 99H193L194 97ZM58 98H60L61 100H59ZM17 100V103L15 104ZM28 100V99H27ZM33 100V102H34ZM80 101H82V103H79ZM208 101L210 103H208ZM27 103V102H25ZM24 103V101L21 99V98H16L15 101H14V105L16 106V110H17V113H16V116L17 117V114L19 113L20 115L22 113H25L28 108H26V104ZM34 103V104H35ZM83 104V105H82ZM186 104H189V106H186ZM210 104L211 105V109L210 111H213L214 112V108L215 107H218L221 111H222V118L220 119H214L212 117V114L210 113L209 109L206 108V105ZM258 104V105H257ZM264 104V103H263ZM261 104V105H263ZM13 105V106H14ZM70 105L73 106V109L75 110V114L77 113V115H74L71 111H69V107ZM33 106V105H32ZM96 106V107H95ZM31 107V106H30ZM84 107H86L87 109H84ZM93 107L96 108V111L94 114H92L93 112ZM134 107V111H135V114L133 116V119H129L128 116L129 113L131 112L130 109H132ZM181 107L182 110H181ZM38 108V107H37ZM36 108V110H37ZM178 108H180L178 110ZM262 108V107H261ZM178 110L177 111V116L178 118H175L176 120L174 121V114L173 112H175V110ZM208 109V110H206ZM214 109V110H213ZM34 110V109H33ZM196 110V111H195ZM29 111V110H28ZM31 111V110H30ZM35 111V110H34ZM41 111V110H40ZM195 111V112H194ZM219 111V110H218ZM260 111V110H259ZM11 112V111H10ZM14 112V111H13ZM33 112V111H32ZM220 112V111H219ZM35 113V112H34ZM33 113V114H34ZM44 114V112H42ZM41 113V115H42ZM13 114V113H12ZM36 115L34 116H39V114L36 112L35 113ZM108 117H106V115ZM173 114V115H172ZM264 114V113H263ZM15 115V114H13ZM27 115V114H26ZM132 115V114H131ZM219 115V114H218ZM232 117H231V116ZM82 117L81 120H83V124L81 125L79 122H78V118L76 117ZM228 116V120H227V117ZM260 116V115H259ZM262 116V115H261ZM2 117L4 118H7L8 119V123H5L6 124H3L1 122V119ZM24 117V115H23ZM22 117V118H23ZM30 117H33V116H30ZM122 117H124V121L122 119ZM132 117V116H131ZM206 117V118H204ZM217 117V116H216ZM215 117V118H216ZM27 118V117H25ZM24 118V119H25ZM36 118V117H35ZM43 118V116L41 117ZM142 118V117H141ZM262 118V117H260ZM34 119V118H33ZM47 119V117L45 118ZM106 119V120H107ZM136 119V120H134ZM139 119V118H138ZM143 119V118H142ZM141 119V121H142ZM3 120V119H2ZM6 120V119H4ZM22 120V119H21ZM20 120V121H21ZM140 120V119H139ZM152 120V122H154ZM239 120V119H238ZM249 120V119H248ZM260 120V119H258ZM24 121V120H22ZM29 121V120H27ZM40 121V120H39ZM43 121V120H42ZM145 121V119H144ZM234 121V120H233ZM31 122V121H30ZM44 122V121H43ZM143 122V121H142ZM177 122V123H176ZM235 122V121H234ZM249 122V121H247ZM257 122V121H256ZM259 122V121H258ZM24 123V122H23ZM26 123V121H25ZM33 123V122H32ZM37 124V120L35 122ZM45 123V122H44ZM49 123V122H48ZM139 121L137 122V125H138ZM155 123V122H154ZM245 123V122H244ZM21 123L19 122V129L21 131H23V133H27V135L29 136V127H28V122H27V125L26 124H22L20 125ZM35 124V125H36ZM42 124V123H41ZM91 124H96V130H99V133L100 136L99 138L94 136L92 137L91 133H92V127H91ZM109 124V123H107ZM135 124V125H134ZM144 124V123H143ZM159 124V123H158ZM174 124V126H175ZM234 124V123H233ZM250 124H252L250 122ZM249 124V125H250ZM17 125V124H15ZM14 125V126H15ZM38 125V124H37ZM149 125L151 127H149ZM148 126H146V130L143 126V131L141 130V132H143V136H139L141 137L139 140H137V138H134L135 140H133V143H135L136 145L132 147H136L137 149H142L144 148L147 144H149V142L151 141V132H153V129L156 127V125H153L152 124H149ZM253 125V124H252ZM39 126V125H38ZM37 126V127H38ZM43 126V125H42ZM54 126V127H53ZM115 126V125H114ZM116 126V127H117ZM141 126V125H140ZM139 126V127H140ZM155 126V127H154ZM173 125H169L167 124V126H165V128H163V130H161V137H160V141H159V147H161L162 149H158L160 152L164 149H169L170 151H177V148L175 147V145L172 143H170V141L173 139H171V134L172 133H175L173 132V128H176V127H173ZM29 129H28V128ZM40 127V126H39ZM38 127V128H39ZM110 127V126H109ZM112 127V126H111ZM115 127V128H116ZM126 127V126H125ZM138 127V126H137ZM161 127V126H160ZM231 127V126H230ZM239 127V126H238ZM263 127V126H262ZM36 128V126H35ZM37 128V130H38ZM41 128V127H40ZM56 128V129H55ZM141 128V127H140ZM32 129V128H31ZM53 129L55 130L53 131ZM126 129V128H125ZM142 129V128H141ZM157 129H158V126H157ZM156 129V130H157ZM160 129V128H159ZM208 129V128H207ZM230 129V128H229ZM260 129V128H259ZM258 129V130H259ZM10 130V131H9ZM111 130V129H110ZM113 130V129H112ZM116 130V129H115ZM114 130V131H115ZM211 130V131H212ZM264 130V129H262ZM14 131V130H13ZM31 131V130H30ZM36 131V130H35ZM34 131V132H35ZM39 131V130H38ZM118 131V133H119ZM127 131V129H126ZM209 131V130H208ZM207 131V132H208ZM19 132V131H18ZM53 132V133H52ZM95 131L93 130V133ZM116 132V131H115ZM128 132V131H127ZM159 132V131H158ZM182 132V130H181ZM213 132V131H212ZM229 132V131H228ZM247 132V131H246ZM259 132V131H257ZM264 132V131H263ZM262 132V133H263ZM22 133V132H21ZM32 133V132H31ZM36 133V132H35ZM45 133V132H44ZM96 133V132H95ZM117 133V132H116ZM123 133V132H122ZM155 133V132H153ZM211 133V132H210ZM214 133V132H213ZM15 134V137L13 138V135ZM19 134V133H18ZM37 134V133H36ZM112 134V133H111ZM114 134V133H113ZM208 134V133H207ZM259 134V133H257ZM35 135V134H34ZM60 135V133H59ZM115 135V134H114ZM121 135V133L119 134ZM117 135V136H119ZM128 135V134H127ZM126 135V136H127ZM132 135V137H133ZM140 135H142V133H140ZM173 135V134H172ZM223 135V134H222ZM241 135V134H240ZM264 135V134H263ZM22 136V135H21ZM33 136V135H32ZM113 136V135H112ZM123 136V135H122ZM248 136V135H247ZM251 136V135H250ZM30 137V136H29ZM36 137V136H35ZM36 137V138H37ZM65 137V138H64ZM116 138V135L114 136ZM113 137V138H114ZM121 137V136H120ZM178 137V136H177ZM239 137V136H238ZM262 137V136H261ZM20 138V137H19ZM22 138V137H21ZM27 138V137H26ZM98 138V139H97ZM124 138H126L124 136ZM217 138V137H216ZM219 138V137H218ZM252 138V137H251ZM254 138V137H253ZM33 139V137H32ZM133 139V138H131ZM152 139H155V138H152ZM175 139V138H174ZM173 139V140H174ZM180 139V138H179ZM203 139V140H202ZM220 139V138H219ZM255 139V138H254ZM19 140V139H18ZM25 140V139H24ZM29 140V139H27ZM118 140V139H117ZM172 140V141H173ZM234 140V139H233ZM232 140V142H233ZM236 140V139H235ZM249 140V139H248ZM259 140V138H258ZM21 141V140H20ZM26 141V140H25ZM60 141V140H59ZM100 141V140H99ZM106 141V140H105ZM110 141V139H109ZM119 141V140H118ZM177 141V140H176ZM216 141V140H214ZM253 141V140H252ZM260 141V140H259ZM262 141V140H261ZM28 142V141H26ZM31 142V141H30ZM33 142V141H32ZM58 142V141H57ZM112 142V141H110ZM122 142V141H121ZM123 142H125L123 140ZM156 142V141H155ZM178 142V141H177ZM195 142V143H196ZM244 142V141H243ZM251 142V141H250ZM254 142V141H253ZM263 142V141H262ZM23 143V142H22ZM25 143V142H24ZM101 143H106V142H103V140L101 141ZM108 143V142H107ZM157 143V142H156ZM154 143V144H156ZM215 143V142H214ZM218 143V142H217ZM216 143V144H217ZM240 143V142H239ZM238 143V144H239ZM245 143V142H244ZM249 143V142H248ZM264 143V142H263ZM14 144V143H13ZM32 144H29V146L27 147H32ZM58 144V143H57ZM100 144V143H99ZM118 144V143H117ZM122 144V143H121ZM125 144V143H124ZM129 144V143H128ZM199 144V143H198ZM204 144V143H203ZM211 144V143H210ZM234 144V143H232ZM252 145V142L250 143ZM259 144V143H257ZM17 145V144H15ZM25 145V144H23ZM22 145V146H23ZM54 145V144H53ZM107 145H110L108 147H110V150H111V144H107ZM114 145L115 142H114ZM158 145V144H157ZM178 145V144H176ZM206 145V144H205ZM219 145V144H218ZM227 145V143H226ZM235 145V144H234ZM264 145V144H263ZM105 146V145H104ZM123 146V145H122ZM127 146V145H126ZM149 146V145H148ZM156 146V145H155ZM154 146V147H155ZM192 146V145H191ZM202 146V144L200 145V147ZM209 146V145H207ZM213 146H215L213 144ZM239 146V145H238ZM241 146V145H240ZM239 146V147H240ZM243 146V145H242ZM247 146V145H246ZM246 146H244L246 148ZM24 147V146H23ZM35 147V145H34ZM49 147V146H48ZM51 147V146H50ZM49 147V148H50ZM197 147V146H196ZM203 147V146H202ZM248 147V146H247ZM250 147V145H249ZM258 147V146H257ZM22 147H20L21 149ZM26 148V147H24ZM33 148V147H32ZM32 148H30L32 150ZM38 148V147H37ZM57 148V147H56ZM54 148V149H56ZM60 148H61V145H60ZM79 149V147H77ZM126 148V147H125ZM151 148V147H150ZM153 148V146H152ZM189 148H192V147H189ZM194 148V146H193ZM205 148V147H204ZM226 148V146H225ZM237 150H238V147H236ZM252 148V147H251ZM263 148V147H262ZM23 149V148H22ZM21 149V150H22ZM33 149H36V148H33ZM63 149V148H61ZM66 149V148H65ZM106 149V148H105ZM113 149V148H112ZM118 146H117V153H118ZM145 149V148H144ZM143 149V150H144ZM201 149V148H200ZM200 149L198 150L200 152ZM214 149V148H213ZM242 150V148H239ZM249 149V148H248ZM261 149V148H260ZM51 150V149H50ZM122 150V149H121ZM147 150H148V147H147ZM146 150V151H147ZM193 150V149H192ZM210 151V148L208 149ZM225 150V149H224ZM240 150V152H242ZM246 150V149H245ZM1 151V149H0ZM6 151V150H5ZM27 151V150H26ZM35 151V150H34ZM37 151V150H36ZM35 151V152H36ZM48 151V150H47ZM62 151V150H61ZM69 151V150H68ZM150 151V149H149ZM155 151V149H154ZM187 151V150H186ZM190 151V150H189ZM195 151V149H194ZM196 150V152H198ZM207 151V150H206ZM204 151V153L206 152ZM217 151V149H216ZM223 151V150H222ZM231 152V150H229ZM248 151V150H247ZM246 151V152H247ZM260 151V150H258ZM16 152V151H15ZM14 152V153H15ZM30 152V151H29ZM40 152V151H39ZM49 152V151H48ZM135 152V151H134ZM134 152L132 153V155H134ZM139 152V151H138ZM143 152V151H142ZM145 152V150H144ZM182 152V151H181ZM192 152V151H191ZM190 152V153H191ZM202 152V151H201ZM211 152V151H210ZM219 152V151H217ZM229 152V153H230ZM250 152V151H249ZM8 152H6L5 154H7ZM12 153V152H11ZM21 153V152H20ZM25 153V152H24ZM50 153V152H49ZM52 153V152H51ZM55 153H57L55 151ZM76 152H74V156ZM150 153V152H149ZM186 153V152H185ZM209 153V152H208ZM214 153V152H213ZM222 153V152H221ZM236 153V152H235ZM238 153V152H237ZM244 153V152H243ZM0 154H2L0 152ZM30 154V153H27V155ZM31 154L33 155V153L31 152ZM47 156H48V153H46ZM73 154V153H72ZM99 154V153H98ZM100 154V155H101ZM106 154V153H105ZM112 154V153H111ZM115 154V152H114ZM123 154V153H122ZM121 154V155H122ZM127 154V153H126ZM144 154V153H143ZM198 154V153H197ZM207 154V153H206ZM206 154H203V155H206ZM215 154V153H214ZM224 154V153H223ZM228 154V153H227ZM239 154V153H238ZM248 154V153H246ZM246 154H244V156H247ZM252 154V153H251ZM3 155V154H2ZM37 155V154H35ZM50 155V154H49ZM55 155V154H54ZM65 155V154H63ZM109 155V154H108ZM107 155V156H108ZM118 155V154H117ZM116 155V156H117ZM120 155V154H119ZM142 155V154H141ZM141 155H140V158H141ZM181 155V154H180ZM199 155V154H198ZM208 155V154H207ZM219 155V154H217ZM216 155V156H217ZM222 155V154H221ZM234 155V154H233ZM241 155V154H240ZM250 156V154H248ZM264 155V154H263ZM17 156V155H16ZM21 156V155H20ZM26 156V155H25ZM46 156V155H44ZM60 156V155H59ZM68 156V155H67ZM71 156V155H70ZM99 156V155H97ZM115 156V158H116ZM123 156V155H122ZM121 156V157H122ZM131 156V155H130ZM161 156V155H160ZM164 156V155H163ZM187 156H189L187 154ZM195 156V155H194ZM212 156V155H211ZM214 156V155H213ZM223 156V155H222ZM235 156V155H234ZM238 156V155H237ZM244 156L242 157V160L244 158ZM261 156V154H260ZM10 157V155H9ZM32 157V156H31ZM51 157V156H50ZM61 157V156H60ZM66 157V155H65ZM72 157V156H71ZM103 157H106V156H103ZM136 157V156H135ZM139 157V156H138ZM144 157V155H143ZM156 157V156H154ZM180 157V156H178ZM183 156L181 155V158ZM198 157V156H197ZM215 157V156H214ZM248 157V156H247ZM16 158V157H14ZM25 158V157H24ZM41 158V157H40ZM48 158V157H47ZM53 158V156L51 157ZM91 158V157H90ZM94 158V157H93ZM92 158V159H93ZM96 158V157H95ZM101 158V157H100ZM157 158V157H156ZM155 158V159H156ZM163 159V157H161ZM160 158V159H161ZM185 158V157H184ZM191 158V157H190ZM201 158V157H200ZM216 158V157H215ZM256 158V157H255ZM8 159V158H7ZM6 159V160H7ZM18 159H20L18 157ZM49 159V158H48ZM63 159V158H61ZM68 159V158H67ZM75 159V158H73ZM98 159V158H96ZM95 159V160H96ZM131 159V158H130ZM139 159V158H138ZM137 159V160H138ZM148 159V158H147ZM150 159V157H149ZM186 159V158H185ZM199 159V158H197ZM203 159V158H202ZM210 159V158H209ZM226 159V158H224ZM246 159V158H245ZM262 159L264 160V158L262 157ZM5 160V159H4ZM12 160V159H11ZM44 160V159H43ZM42 160V161H43ZM60 160V159H59ZM70 160V159H69ZM101 160V159H100ZM103 160V159H102ZM101 160V161H102ZM115 160V159H114ZM122 160H125V159H122ZM170 160V159H169ZM179 160V159H178ZM184 160V159H182ZM207 160V159H206ZM212 160V159H210ZM222 160V159H221ZM253 157L252 159L250 160L252 162ZM257 160V159H256ZM9 161V160H8ZM18 161V160H17ZM29 161V160H27ZM76 161V160H75ZM99 161V160H97ZM105 162V160H103ZM107 161V160H106ZM113 161V160H111ZM120 163H121V160H119ZM143 161V160H142ZM148 161V160H147ZM150 161V160H149ZM148 161V162H149ZM153 161V160H151ZM163 161V160H162ZM168 161V160H167ZM187 162L189 160H186ZM191 161V160H190ZM195 160H193L194 162ZM198 161V160H197ZM200 161V160H199ZM209 161V160H208ZM225 161V160H224ZM12 162V161H11ZM26 162V161H25ZM57 162V161H56ZM92 162V161H91ZM103 162V163H104ZM169 162V161H168ZM177 162V161H176ZM180 162V161H179ZM183 162V161H182ZM185 162V160H184ZM226 162V161H225ZM233 162V161H232ZM255 162V160H254ZM263 162V161H262ZM9 163V162H7ZM23 163V162H22ZM54 163V159H53V162ZM59 163V162H57ZM68 163V162H67ZM67 163H65V165L63 167L65 168H68L67 166ZM75 163V162H74ZM98 163V162H96ZM102 163V164H103ZM119 163V162H118ZM146 163V162H145ZM152 163V162H151ZM170 163V162H169ZM168 163V165H169ZM250 163V162H249ZM248 163V164H249ZM259 163V162H258ZM20 164V163H19ZM56 164V163H55ZM60 164V163H59ZM63 164V162H62ZM77 163H75L76 165ZM91 164V163H90ZM95 164V163H94ZM99 164V163H98ZM125 164V163H124ZM159 164V163H158ZM167 164V162H166ZM165 164V165H166ZM224 164V162L222 163ZM237 164V163H236ZM242 164V162H241ZM246 164V165H248ZM251 164V163H250ZM14 165V163H13ZM101 165V164H100ZM99 165V166H100ZM120 165V164H119ZM152 165V164H151ZM171 165V164H170ZM175 165V164H174ZM189 164H186V166H188ZM193 165V164H192ZM190 165V166H192ZM205 165V164H204ZM214 165V164H212ZM243 165V164H242ZM21 166V165H20ZM19 166V168H20ZM44 166V165H43ZM48 166V165H47ZM94 166V165H93ZM141 166V165H140ZM144 166V165H143ZM148 166H150L148 164ZM154 166H155V162H154ZM173 166V165H172ZM179 166V165H178ZM196 166V165H195ZM194 167V171H195V168L196 170L197 167L201 166H197V167ZM207 166V165H205ZM223 166V165H221ZM236 166V165H235ZM239 166V164H238ZM245 166V165H243ZM253 166V165H252ZM262 166V165H261ZM12 167V166H11ZM53 167L51 166L50 164V168ZM74 167V166H73ZM96 167V166H95ZM101 167V166H100ZM135 167V166H134ZM137 167V166H136ZM142 167V166H141ZM152 167V166H151ZM159 167V166H158ZM204 167V166H202ZM242 167V166H241ZM54 168V167H53ZM64 168V169H65ZM91 168H93L91 166ZM89 168V169H91ZM103 170H104V173L107 172L108 173V176L109 178L107 177L106 179L102 178L96 185V189L91 190V188H88V185L86 190L83 191L84 194L82 196H85L87 200L89 201H94L99 198V195H101L102 193L105 195V194H109V196L111 195V190L113 189L112 188V185H113V180L115 178H113L114 174L113 173H116V172H113L117 169H119L118 167V164H117V161L114 162L113 164H109V160L107 161V165H105L104 167H102ZM123 168V167H122ZM130 168V166H129ZM144 168V167H143ZM166 169H168L167 167H165ZM170 168V166H169ZM175 168V167H174ZM200 168V167H199ZM227 168V167H226ZM226 168H225V171H226ZM235 168H238V167H235ZM14 168H12L11 170L13 171ZM22 169V167L20 168V170ZM52 169V168H51ZM50 169V170H51ZM88 169V168H87ZM98 169V168H97ZM101 169V168H100ZM98 169V170H100ZM135 169V168H134ZM139 170H143L142 168L140 169L139 167L137 168ZM147 169V168H146ZM152 169V168H151ZM176 169V168H175ZM191 169V168H190ZM202 169V168H201ZM200 169V170H201ZM203 169H206V168H203ZM202 169V170H203ZM222 169V168H221ZM231 169V168H230ZM241 169V168H240ZM39 170V169H38ZM47 170V169H45ZM59 170V169H58ZM57 170V171H58ZM70 170V168H69ZM68 170V171H69ZM75 170V168H74ZM97 170V171H98ZM102 170V169H101ZM123 170V169H122ZM130 170V169H129ZM149 170V169H148ZM172 170V169H171ZM178 171V169H176ZM193 170V168H192ZM239 170V168H238ZM17 171V170H16ZM36 171V170H35ZM53 171V169H52ZM64 170L61 171V173L63 172ZM67 171V172H68ZM87 171V170H86ZM132 171V170H131ZM135 171V170H134ZM144 171H146L144 169ZM154 171H155V168H154ZM167 170H165L166 172ZM176 171V172H177ZM181 172H183L182 170H180ZM186 171V170H185ZM184 171V172H185ZM205 171V170H204ZM221 171V170H220ZM224 170H222L223 172ZM256 171V170H255ZM15 172V171H14ZM51 172V171H50ZM73 172V171H71ZM80 172V171H79ZM85 172V171H84ZM83 172V173H84ZM91 172V171H90ZM113 172V173H112ZM124 172V171H123ZM122 172V173H123ZM127 172H128V169H127ZM143 172V171H142ZM148 172V171H146ZM156 172V171H155ZM162 172V171H161ZM170 172V171H169ZM168 172V173H169ZM179 172V171H178ZM201 172V171H200ZM8 173V171H7ZM24 173V172H23ZM40 173V172H39ZM52 173V172H51ZM66 173V172H64ZM95 173V172H94ZM104 173L102 172L101 174L104 175ZM118 174H120L119 172H117ZM130 173V171L128 172ZM138 173V172H137ZM154 173V172H153ZM168 173H163V174H160V187L162 189H166L168 187H172V185H174V182L172 181H176L174 179V177L171 179V177L168 175ZM209 173V172H208ZM212 173V172H211ZM226 173V172H225ZM257 173V172H256ZM13 174V173H12ZM27 174V173H26ZM32 174V173H31ZM42 174V173H40ZM45 174V173H43ZM55 174V172H54ZM73 174H76L77 176V187H76V192H77V188H79L83 183L85 184L86 182L87 183H91L92 185L95 186V180L93 179L94 177H92V179H86L85 181H83L84 179H82L79 175H77V173H74ZM80 174V173H79ZM88 174V173H87ZM133 174V173H132ZM131 174V176H133ZM179 174V173H178ZM224 174V173H222ZM220 174V176L222 175ZM254 174V173H253ZM2 175V174H1ZM14 175V174H13ZM12 175V176H13ZM21 175V174H20ZM62 175V174H61ZM64 175V174H63ZM69 175V174H68ZM91 175V173H90ZM89 175V177H90ZM127 175V174H126ZM144 175V173H143ZM158 175V174H157ZM191 175V174H190ZM198 175V173H197ZM200 175V174H199ZM203 174L200 175V177L198 176L199 179H197V177L195 178L196 180H199V181H203L204 180V176H202ZM209 175H212V174H209ZM228 175V174H227ZM230 175V174H229ZM228 175V177H229ZM232 175V174H231ZM252 175V174H251ZM26 176V175H25ZM35 176V175H34ZM67 176V175H66ZM84 176V175H83ZM88 176V175H87ZM97 176V174H96ZM106 176V175H105ZM130 176V175H129ZM139 176V175H137ZM136 176V177H137ZM141 176V175H140ZM150 176V175H149ZM152 176V174H151ZM150 176V178H151ZM226 176V175H225ZM242 176V175H241ZM246 176V175H245ZM254 177V175H252ZM30 177V176H28ZM39 177V176H38ZM37 177V178H38ZM60 177V176H59ZM70 177V175H69ZM68 177V178H69ZM104 177V176H102ZM144 177V176H143ZM155 177V176H154ZM175 177H177L175 175ZM185 177V176H184ZM187 177V176H186ZM189 177V176H188ZM206 177V176H205ZM209 177V176H208ZM207 177V178H208ZM211 177V176H210ZM218 177V176H217ZM243 177V176H242ZM241 177V178H242ZM258 177V176H257ZM61 179L63 177H60ZM101 178V177H100ZM99 178V179H100ZM127 178V177H126ZM129 178V177H128ZM133 178V177H132ZM131 178V179H132ZM139 178V177H138ZM142 178V177H141ZM140 178V179H141ZM148 178V180L150 179ZM157 178V177H156ZM155 178V179H156ZM178 178H181L178 176ZM223 178V177H222ZM235 178V177H234ZM245 178V177H244ZM259 178V177H258ZM22 179V177H21ZM20 179V180H21ZM24 179V178H23ZM118 179V177L116 178ZM139 179V181H140ZM188 179V178H187ZM219 179V177H218ZM224 179V178H223ZM222 179V180H223ZM229 179V178H228ZM236 179V178H235ZM240 179V178H238ZM255 179V178H254ZM19 180V179H18ZM35 180H38V179H35ZM34 180V181H35ZM43 180V179H42ZM41 180V181H42ZM47 180V179H46ZM52 180V179H51ZM51 180H50V183H51ZM65 180V179H64ZM121 180V179H120ZM128 180V179H127ZM126 180V181H127ZM134 180V179H133ZM147 180V181H148ZM184 180V178H183ZM193 180V179H192ZM195 180V182H196ZM212 180V179H211ZM217 180V179H216ZM226 180V179H224ZM241 180V179H240ZM249 180V179H247ZM247 180H245L247 182ZM256 180V179H255ZM6 181V180H5ZM32 180H30V183H31ZM40 181V180H39ZM45 180H43L44 182ZM115 181V180H114ZM145 181V180H144ZM143 181V182H144ZM187 181V180H186ZM207 181V180H206ZM231 181V180H230ZM229 181V182H230ZM234 181V180H233ZM232 181V182H233ZM257 181V180H256ZM7 182V181H6ZM19 181H17L18 183ZM21 182V181H20ZM23 182V181H22ZM28 182V181H27ZM67 182V181H65ZM70 182V181H69ZM116 182V181H115ZM123 181L120 182V184H122ZM132 182V180H131ZM137 182V180L135 181ZM154 182V181H153ZM172 182V183H171ZM177 182V181H176ZM182 182V181H181ZM193 182V181H191ZM199 182V183H201ZM208 182V181H207ZM210 182V181H209ZM212 182V181H211ZM218 182V180H217ZM258 182V181H257ZM34 183V182H33ZM36 183V182H35ZM38 183V182H37ZM42 183V182H41ZM58 183H61V182H58ZM64 183V181H63ZM76 183V182H75ZM74 183V184H75ZM119 183V182H118ZM158 183V182H157ZM171 183V184H170ZM179 183V182H178ZM187 183V182H186ZM190 183V182H189ZM226 183V182H225ZM228 183V182H227ZM226 183V184H227ZM243 183V181H242ZM248 183V182H247ZM251 183V182H250ZM21 184V183H20ZM29 184V183H28ZM28 184L26 183V185L28 186ZM44 184V183H43ZM42 184V185H43ZM69 184V183H68ZM116 184V183H115ZM114 184V186H115ZM137 184V183H136ZM140 184V182H139ZM144 184V183H143ZM156 184V182H155ZM192 184V183H191ZM207 184V183H206ZM219 184V183H218ZM222 184V183H221ZM235 184V183H234ZM238 184V183H237ZM254 184V183H253ZM24 185V184H23ZM30 185V184H29ZM36 185V184H35ZM35 185H32V187ZM41 185V186H42ZM54 185V183H53ZM62 185V183H61ZM66 184H63L62 186H64ZM71 185V184H69ZM119 185V184H118ZM135 185V184H134ZM170 185V186H169ZM177 185V184H176ZM198 185V184H197ZM196 185V186H197ZM201 185V184H200ZM199 185V186H200ZM225 185V184H224ZM243 185V184H242ZM247 185V184H246ZM256 185V184H255ZM19 186V185H18ZM26 186V187H27ZM40 186V185H38ZM37 186V187H38ZM50 186V185H49ZM59 186V185H58ZM83 186V185H82ZM92 186V189L93 187ZM179 185H177L176 187L177 188H180L178 187ZM181 186V184H180ZM184 182H183V186L181 189H183L184 187ZM191 186V185H190ZM203 186L206 188V186L203 184ZM216 186V185H215ZM238 186H241L238 184ZM250 186V185H249ZM264 186V185H263ZM12 187V186H11ZM10 187V188H11ZM21 187V186H20ZM30 187V186H29ZM68 187V186H67ZM138 187V185L136 186ZM146 187V186H144ZM175 187V186H174ZM202 187V188H204ZM229 187V186H228ZM237 187V186H236ZM235 187V188H236ZM24 188V187H23ZM44 188V187H43ZM47 188V187H46ZM60 187H58L59 189ZM64 190H65V187H63ZM70 188V187H69ZM116 188V187H115ZM114 188V190H115ZM121 188V187H120ZM119 188V189H120ZM123 188V187H122ZM127 188V186H126ZM131 188V187H130ZM135 188V187H134ZM142 188V187H141ZM147 188H148V185H147ZM154 188V187H152ZM173 188V187H172ZM171 188V189H172ZM232 188V187H231ZM230 188V190H231ZM243 188H246V187H243ZM242 188V190H243ZM248 188V187H247ZM252 188V187H251ZM262 188V187H260ZM14 189V187H13ZM28 189V187H27ZM36 189V188H35ZM42 190V188H40ZM57 189V188H56ZM74 189V188H73ZM118 189V190H119ZM170 189V190H171ZM176 189V188H175ZM174 189V190H175ZM180 190H177V191H181ZM198 189V188H197ZM212 188H210L211 190ZM217 190H219L218 188H216ZM253 189H255L253 187ZM18 190V189H17ZM26 190V189H24ZM31 190V189H30ZM34 189H32L33 191ZM40 190V191H41ZM45 190V189H44ZM54 190V188L52 189ZM68 190V189H66ZM95 190L98 192H95ZM117 190V191H118ZM125 190V189H124ZM185 190V189H184ZM200 190V189H199ZM205 190V189H204ZM213 190V189H212ZM38 191V190H37ZM39 191V192H40ZM46 191V190H45ZM50 191V190H48ZM79 191V190H78ZM82 192V190H80ZM122 191V190H121ZM120 191V192H121ZM130 191V190H129ZM143 191V190H142ZM140 191V192H142ZM154 191V190H153ZM192 191V190H191ZM201 191V190H200ZM223 191V190H222ZM228 191V190H227ZM237 191V190H236ZM239 191V189H238ZM259 191V190H258ZM25 192V191H24ZM35 192V191H34ZM43 192V190H42ZM55 192V191H54ZM60 192V191H59ZM69 192V191H68ZM71 192H75V191H71ZM75 192V193H76ZM115 192V191H114ZM136 192V190H135ZM176 192V191H175ZM174 192V193H175ZM183 192V191H182ZM188 192V191H187ZM190 192V191H189ZM197 192V191H196ZM204 192V191H202ZM211 192V191H210ZM215 192V191H214ZM224 192V191H223ZM240 192V191H239ZM247 192V191H246ZM245 192V193H246ZM254 192V191H253ZM4 193V192H3ZM16 193V192H15ZM27 193V192H26ZM56 193V192H55ZM66 193V192H65ZM78 193V192H77ZM116 193V192H115ZM123 193V191H122ZM125 193V192H124ZM128 193V192H127ZM153 193V192H152ZM155 193V192H154ZM198 193V192H197ZM201 193V192H200ZM228 193V192H227ZM230 193V192H229ZM22 194V193H21ZM24 194V193H23ZM41 194V193H40ZM44 194V193H43ZM50 194V193H49ZM118 194V192H117ZM116 194V195H117ZM129 194V193H128ZM143 194V193H142ZM173 195V193H170ZM179 194V193H178ZM210 194V193H209ZM243 194V193H242ZM259 194V192H258ZM262 194V193H261ZM42 195V194H41ZM46 195V194H45ZM68 195V194H66ZM70 195V194H69ZM76 194L75 198H78L80 197V195ZM112 195L114 196V194L112 193ZM111 195V196H112ZM119 195V194H118ZM133 195V194H132ZM141 195V193H140ZM184 195V194H183ZM188 195V194H187ZM195 195V194H194ZM200 195V194H199ZM207 196V194H204ZM246 195V194H245ZM257 195V194H256ZM3 196V194H2ZM7 196V195H6ZM10 196V195H9ZM12 196V195H11ZM21 196V195H20ZM23 196V195H22ZM64 196V195H63ZM108 196V197H109ZM112 196V197H113ZM124 196V195H123ZM128 196V195H127ZM166 196V195H165ZM169 196V195H168ZM177 196V195H176ZM192 196V194H191ZM197 196V195H196ZM224 196V195H223ZM229 196V195H228ZM239 196V195H238ZM255 196V195H253ZM259 196V195H257ZM1 197V196H0ZM4 197V196H3ZM33 197V196H32ZM37 197V196H36ZM35 197V198H36ZM40 197V196H39ZM53 197V196H52ZM51 197V198H52ZM104 197V196H103ZM117 197V196H116ZM120 197V195L118 196ZM126 196H124L123 198H125ZM132 197V196H131ZM172 197V196H171ZM174 197V196H173ZM183 197V196H181ZM180 197V198H181ZM188 197V196H186ZM185 197V198H186ZM202 197H205V196H202ZM243 197V196H242ZM9 198V197H8ZM20 198V197H19ZM43 198V197H42ZM45 198V196H44ZM43 200H46L44 199ZM50 198V200H51ZM62 198V197H61ZM127 198H129V202L130 203H133L131 202V198L128 196ZM140 198V196L138 197ZM137 198V199H138ZM170 198V196H169ZM179 197H177V199L179 200L180 199ZM206 198V197H205ZM230 198V197H229ZM235 198V197H234ZM241 197H239L240 199ZM249 198V197H247ZM11 199V198H9ZM18 199V198H17ZM21 199V198H20ZM26 199V198H25ZM30 199V198H29ZM40 199V198H39ZM55 199V198H54ZM63 199V198H62ZM81 198H79L80 200ZM84 199V198H83ZM103 199V198H102ZM108 198V201H110ZM113 199V198H112ZM118 199V198H117ZM142 199V197H141ZM140 199V200H141ZM147 199V198H146ZM193 199V198H192ZM199 199H200V196H199ZM197 199V200H199ZM207 199V198H206ZM238 199V198H236ZM235 199V200H236ZM251 199V198H249ZM16 200V199H15ZM61 200V199H60ZM68 200V199H67ZM72 200V199H71ZM75 200V199H74ZM74 200H72L73 202H75ZM78 200V199H77ZM148 200V199H147ZM159 200V199H158ZM169 200V199H168ZM182 200V199H181ZM208 200V199H207ZM215 200V199H214ZM243 200V199H242ZM247 200V199H246ZM6 201V200H5ZM65 201V200H63ZM94 201L96 204L97 202ZM99 201V200H98ZM100 201L102 202L101 203V207L104 205V202L101 200L100 198ZM107 201V200H106ZM119 201V200H118ZM139 201V199H138ZM144 201V200H143ZM142 200L139 201V202H143ZM153 201V200H152ZM162 201V200H161ZM171 201V200H169ZM177 201V200H176ZM190 201V200H189ZM192 201V200H191ZM195 201V199H194ZM211 200L208 201V203L210 202ZM251 201V200H250ZM260 201V200H259ZM262 201V200H261ZM8 202V201H7ZM6 202V204H7ZM24 202V201H23ZM32 202V201H31ZM35 202V201H34ZM33 202V203H34ZM39 202V201H38ZM55 202V201H54ZM78 202V201H77ZM82 202V201H80ZM88 202V201H87ZM114 202V201H113ZM117 202V201H116ZM120 202V201H119ZM123 202V201H122ZM121 202V203H122ZM166 202V201H165ZM175 202V201H174ZM179 202V201H178ZM182 202V201H181ZM184 202L185 200L183 201V205H184ZM188 202V201H187ZM200 202V200H199ZM203 202V200L201 201ZM213 202V200L211 201ZM219 202V201H218ZM248 202V201H247ZM255 202V201H254ZM5 203V202H4ZM12 203V202H11ZM20 203V202H19ZM22 203V202H21ZM56 203V202H55ZM58 203V202H57ZM70 203V202H69ZM68 203V205H69ZM85 203V202H84ZM95 203H92V204H95ZM108 203V202H107ZM110 203V202H109ZM108 203V204H109ZM135 203V202H134ZM147 203V202H146ZM154 203V202H153ZM158 203V202H156ZM164 203V202H163ZM177 203V202H176ZM205 203V202H203ZM207 203V204H208ZM251 203V202H250ZM249 203V204H250ZM16 204V203H15ZM27 204V202H26ZM29 204V203H28ZM42 205L45 204L44 202L41 203ZM89 205L88 208L90 206ZM113 204V203H112ZM116 203H114L115 205ZM126 204V203H125ZM140 204V203H139ZM182 204V203H181ZM200 204V203H199ZM206 204V205H207ZM214 204V202H213ZM217 203H215L216 205ZM222 204V203H221ZM229 204V203H228ZM258 204V203H257ZM8 205V204H7ZM35 205V204H34ZM54 205V203H53ZM62 205V204H61ZM65 206V204H63ZM67 205V207H68ZM76 205V203H75ZM100 205V204H99ZM110 205V204H109ZM118 205V204H116ZM137 204H135L136 206ZM142 205V204H140ZM149 205V204H148ZM147 205V206H148ZM152 205V204H151ZM149 205V206H151ZM154 206H156V209H155V213L154 215L152 216V222H156L158 221L156 219L157 217V213L159 210V205L158 204H153ZM179 205V204H178ZM187 205V204H186ZM203 205V204H202ZM201 205V206H202ZM205 205V204H204ZM203 205V206H204ZM220 205V204H219ZM231 205V203H230ZM252 205V204H251ZM255 205V204H253ZM259 205V204H258ZM263 205V204H262ZM3 206V204H2ZM60 206V205H59ZM63 206V207H64ZM71 206V204H70ZM96 206V205H95ZM112 206V205H111ZM134 206V205H133ZM145 206V205H144ZM170 206V205H169ZM211 206V204H210ZM18 207V206H17ZM22 207V206H21ZM30 207V206H29ZM32 207V206H31ZM30 207V208H31ZM47 207V206H46ZM44 207V208H46ZM51 207V206H50ZM49 207V208H50ZM53 207V206H52ZM75 207V206H74ZM77 207V206H76ZM84 207V205H83ZM94 206H92L91 208H93ZM104 207V206H103ZM108 208V206H106ZM105 207V208H106ZM110 207V206H109ZM114 207V206H113ZM117 207V206H115ZM142 207V206H141ZM152 207V206H151ZM176 207V206H175ZM174 207V208H175ZM184 207V206H183ZM188 207V205H187ZM196 207V206H195ZM195 207H192V208H195ZM207 207V206H205ZM209 207V206H208ZM216 207V206H214ZM218 207V205H217ZM222 207V206H221ZM225 207V206H224ZM255 207V206H254ZM258 207V206H257ZM5 208V207H4ZM10 208V207H9ZM28 208V207H27ZM35 208V207H34ZM41 208V207H40ZM56 208V207H55ZM61 208V207H60ZM65 208V207H64ZM63 208V209H64ZM99 210H100V207H98ZM97 208V209H98ZM118 208V207H117ZM146 208V207H145ZM150 208V207H149ZM19 209V207H18ZM17 209V210H18ZM22 209V208H21ZM24 209V208H23ZM32 209V208H31ZM30 209V211H31ZM43 209V206L42 208ZM48 209V208H47ZM52 209V208H50ZM54 209V208H53ZM61 209V210H63ZM66 209V208H65ZM75 209V208H74ZM74 209L72 211V213L74 212ZM79 209V208H78ZM103 209V208H102ZM114 209V208H113ZM112 209V210H113ZM153 209V208H152ZM163 209V208H162ZM175 209H179L178 208H175ZM182 209V208H181ZM199 209V207H198ZM206 209H209V208H206ZM214 209V208H213ZM221 209V208H220ZM220 209L218 211H220ZM259 209V208H258ZM264 209V208H263ZM13 210V209H12ZM40 209H37V211H39ZM60 210V211H61ZM67 210V209H66ZM89 210V209H88ZM87 210V211H88ZM107 210V209H106ZM110 210V209H109ZM124 210H125V207H124ZM136 210V208H135ZM139 210V208H138ZM174 210V209H173ZM175 210V211H177ZM185 210V209H184ZM194 210V209H193ZM201 210V209H200ZM210 210V209H209ZM236 210V209H235ZM252 210V209H251ZM3 211V210H2ZM26 211V210H25ZM28 211V210H27ZM36 211V210H35ZM64 211V210H63ZM77 211V210H76ZM86 211V210H85ZM91 212V210H89ZM88 211V212H89ZM95 211V209H94ZM98 211V210H97ZM115 211V210H114ZM120 211V210H118ZM117 211V212H118ZM127 211V210H126ZM125 211V212H126ZM145 211V210H144ZM148 211V210H147ZM150 211V210H149ZM163 211V210H162ZM166 211V210H165ZM197 211V210H196ZM201 211H204V210H201ZM201 211L198 212L199 213V217H201ZM217 211V213H219ZM232 211V210H231ZM254 211V210H253ZM21 212V210H20ZM41 212V211H40ZM47 212V211H46ZM51 212V211H50ZM65 212V211H64ZM69 212V210H68ZM78 212V211H77ZM83 212H84V208H83ZM93 212V211H92ZM99 212V211H98ZM109 212V211H108ZM174 212V211H173ZM192 212V211H191ZM209 212V211H208ZM221 212V211H220ZM226 212V211H225ZM228 212V211H227ZM262 212V211H261ZM1 213V212H0ZM5 213V212H4ZM16 213V212H15ZM32 213V212H31ZM33 213H34V210H33ZM62 213V212H61ZM79 213V212H78ZM77 213V215H78ZM81 213V212H80ZM136 213V212H135ZM139 213V212H138ZM141 213V212H140ZM166 213V212H165ZM172 212H170L171 214ZM195 213V212H194ZM216 213V212H215ZM222 213V212H221ZM220 213V214H221ZM236 213V212H235ZM240 213V212H239ZM238 213V214H239ZM253 213V212H251ZM9 214V212H8ZM23 214V213H22ZM22 214H20V217L23 216ZM40 214V213H39ZM38 214V216H39ZM43 214V213H42ZM52 214V213H51ZM69 214H71L69 212ZM82 214V213H81ZM84 214V213H83ZM88 214V213H87ZM86 214V215H87ZM94 214V212H93ZM92 214V217L94 218ZM97 214V213H96ZM104 214V212H103ZM111 214H112V211H111ZM126 214V213H125ZM146 214V213H145ZM150 214V213H149ZM148 214V215H149ZM175 214V213H174ZM179 214V212H178ZM190 214V213H189ZM196 214V213H195ZM205 214V212H204ZM203 214V215H204ZM223 214V213H222ZM229 214V213H228ZM232 214V213H231ZM244 214V213H243ZM243 214H241L243 217ZM249 214V213H248ZM2 215V214H1ZM4 215V214H3ZM14 215V214H13ZM11 215V216H13ZM27 215V214H26ZM35 215V214H34ZM50 215V213L48 214ZM76 215V213H75ZM89 215V214H88ZM91 215V213H90ZM107 215V214H106ZM110 215V214H108ZM107 215V216H108ZM134 215L133 217H135V214H132ZM147 215V214H146ZM151 215V214H150ZM237 215V214H235ZM261 215V213H260ZM9 216V215H8ZM37 216V215H36ZM44 216V215H43ZM46 216V215H45ZM70 216V215H69ZM74 216V215H73ZM106 216V217H107ZM114 216V215H113ZM117 216V215H115ZM114 216V217H115ZM121 216V215H120ZM139 216V215H138ZM137 216V217H138ZM226 216V215H224ZM246 216V215H245ZM251 216V215H249ZM262 217L264 216L263 212H262ZM26 217V216H25ZM31 217H33V214L31 215ZM41 217V216H40ZM60 217V216H59ZM72 217V216H70ZM81 217V216H80ZM89 217V216H88ZM92 217L90 219H92ZM105 217V216H103ZM122 217V216H121ZM124 217V215H123ZM127 217V216H126ZM130 217V216H129ZM150 217V216H148ZM147 217V218H148ZM166 217V216H165ZM197 217V216H196ZM205 217V215H204ZM220 217V216H219ZM236 217V216H234ZM15 218V217H14ZM67 218V216H66ZM79 218V217H78ZM76 218V219H78ZM109 219L107 220H110V216L108 217ZM132 218V217H130ZM128 218V219H130ZM216 218V217H215ZM225 218V217H224ZM231 218V217H229ZM237 218V217H236ZM240 218V217H239ZM249 218V217H248ZM255 218V217H254ZM54 219V218H53ZM60 219V218H59ZM68 219H70L68 217ZM83 219V218H82ZM95 219V218H94ZM116 219H118L116 217ZM123 219V218H122ZM126 219V220H128ZM135 219V218H134ZM142 219V218H140ZM172 219V218H171ZM184 219V218H183ZM220 219V218H219ZM223 219V218H222ZM235 219V218H234ZM243 219V218H242ZM250 219V218H249ZM252 219V218H251ZM264 219V217H263ZM262 219V220H263ZM21 220V219H20ZM58 220V219H57ZM71 220L73 221V219L71 218ZM97 222H98V219H96ZM95 220V221H96ZM103 220V219H102ZM106 220V221H107ZM113 220H115V218H113ZM121 220V219H120ZM143 220V219H142ZM218 220V219H217ZM231 220H233L231 218ZM238 220V219H237ZM255 220V219H254ZM261 220V219H259ZM258 220V221H259ZM9 221V220H8ZM24 221V220H22ZM26 221V220H25ZM28 221V220H27ZM78 222L80 220H77ZM84 221V219H83ZM87 221V220H86ZM91 221V220H90ZM132 221V219H131ZM137 221H140L139 219H137ZM136 221V222H137ZM162 222L164 220H161ZM160 221V224L163 225V223H161ZM166 221V219H165ZM169 221V220H168ZM222 221V220H221ZM221 221H219L221 223ZM226 221V220H225ZM229 221V220H228ZM239 221V220H238ZM242 221V220H241ZM253 221V220H252ZM1 222V221H0ZM18 222V220H17ZM29 222V221H28ZM53 222V220H52ZM94 222V220H93ZM103 222H105L103 220ZM102 222V224H103ZM112 222V221H111ZM115 222V221H113ZM130 222V220H129ZM141 222V221H140ZM143 222V221H142ZM154 222V224H155ZM183 222V221H182ZM194 222V220L192 221ZM218 222V223H219ZM230 222V221H229ZM249 222V221H248ZM255 222V221H254ZM3 223V222H2ZM5 223V222H4ZM9 223V222H8ZM14 223V222H13ZM40 223V222H39ZM57 223V222H56ZM72 223V222H71ZM71 223H67L70 224ZM77 223V222H76ZM106 223V222H105ZM110 222H108L109 224ZM117 223V221H116ZM115 223V224H116ZM121 223V222H120ZM145 223V222H144ZM149 223V222H148ZM147 223V224H148ZM159 223V221H158ZM184 223V222H183ZM199 223V221H198ZM201 223V222H200ZM236 223V221H235ZM241 223V222H240ZM260 223V222H259ZM258 223V224H259ZM264 223V222H263ZM17 224V223H16ZM33 224V223H32ZM36 224V222H35ZM49 224V223H48ZM80 224V223H79ZM93 224V223H91ZM132 224H133V221H132ZM138 224V223H137ZM146 224V226H147ZM205 224V222L203 223ZM228 224V223H227ZM232 224V223H231ZM243 224V222H242ZM250 224V223H249ZM256 224V223H255ZM256 224V225H258ZM34 225V224H33ZM38 225V224H37ZM61 225V224H60ZM90 225V224H89ZM88 225V226H89ZM100 225V224H98ZM104 225V224H103ZM114 225V224H113ZM119 225V224H118ZM141 225V224H140ZM238 225V224H237ZM240 225V224H239ZM248 225V224H247ZM247 225H245L246 227H248ZM254 225V224H253ZM255 225V226H256ZM9 226V225H8ZM22 226V225H21ZM32 226V225H31ZM44 226H47L46 224ZM53 228H55V223L54 225H52ZM55 226V227H54ZM65 226V225H64ZM75 226V225H74ZM82 225H78V228L79 231L77 232V234H80L81 232V227ZM87 226V227H88ZM95 226H96V222H95ZM108 226V225H107ZM115 226V225H114ZM143 226V225H142ZM167 226V225H166ZM170 226V224L168 225ZM215 226V224H214ZM217 226V224H216ZM241 226V225H240ZM244 226V224H243ZM260 226V225H259ZM262 226V225H261ZM14 227V226H13ZM19 227V225H18ZM33 227V226H32ZM31 228L32 231H34L33 229ZM61 227V226H60ZM72 227V226H71ZM94 226L92 225V228ZM110 227V226H108ZM135 227V226H134ZM133 227V228H134ZM149 227V226H148ZM154 227V226H153ZM151 227V228H153ZM163 227V226H162ZM188 227V226H187ZM213 227V226H212ZM219 227V226H218ZM218 231L221 230L219 228H221L222 226L220 225V227L218 228ZM264 227V226H263ZM41 228V227H40ZM58 228V227H56ZM70 228V227H69ZM104 228V227H103ZM120 227H118L119 229ZM127 228V227H126ZM133 228L131 230H133ZM150 228V229H151ZM158 228V227H157ZM165 227H163L164 229ZM168 228V227H166ZM238 228V227H237ZM241 228V227H239ZM245 228V227H244ZM250 228V227H249ZM256 228V227H255ZM258 228V227H257ZM262 228V227H261ZM259 227V229H261ZM19 229V228H18ZM23 229V228H22ZM26 229V228H24ZM45 229V228H44ZM64 229V228H63ZM76 229V228H75ZM94 229V228H93ZM98 229V228H97ZM109 229V228H108ZM123 230L125 228H122ZM141 229V228H140ZM160 231H161V228H159ZM196 229V228H195ZM206 229V228H205ZM226 229V228H225ZM5 230V229H4ZM3 230V232H4ZM29 230V229H28ZM37 230V229H35ZM55 230V229H53ZM61 230V229H60ZM67 230V229H66ZM83 230V229H82ZM85 230V229H84ZM96 230V229H95ZM102 230V228L100 229ZM107 232V227L105 229ZM115 230V229H114ZM126 230V229H125ZM167 230V229H166ZM193 230V229H192ZM191 230V231H192ZM198 230V229H197ZM203 230V229H202ZM212 230V229H211ZM224 230V229H223ZM222 230V232H223ZM229 230V229H227ZM239 230V229H238ZM241 230V229H240ZM243 230V229H242ZM247 230V228H246ZM250 230V229H249ZM248 230V231H249ZM14 231V230H13ZM45 231V230H44ZM47 231V230H46ZM50 231V230H49ZM57 231V229H56ZM87 231V230H86ZM90 231V229H89ZM99 231V230H97ZM110 231V230H108ZM129 231V230H128ZM135 231V230H134ZM140 231V230H139ZM146 231V230H145ZM149 231V230H147ZM159 231V232H160ZM163 231V230H162ZM179 231V230H177ZM206 231V230H205ZM9 232V231H8ZM17 232V231H16ZM24 232V231H22ZM55 231H53L52 233H54ZM60 232V231H59ZM69 232V231H68ZM71 232V231H70ZM84 232V231H82ZM96 232V231H95ZM101 232V231H100ZM104 232V231H103ZM101 232V233H103ZM115 232V231H113ZM120 232H123V231H120ZM130 232V231H129ZM154 232V231H153ZM157 232V231H156ZM166 232V231H164ZM200 232V231H199ZM198 232V233H199ZM207 232V231H206ZM221 232V231H220ZM225 232V231H224ZM238 232V231H237ZM241 232V231H240ZM252 232V231H251ZM263 233H261L262 235H264V230H262ZM1 233V232H0ZM15 233V232H14ZM12 233V234H14ZM47 235H48V232H46ZM51 233V232H50ZM58 233V232H57ZM74 233V232H73ZM85 233V232H84ZM94 233V232H93ZM100 233V234H101ZM112 233V232H111ZM116 233V232H115ZM132 233V232H131ZM145 233V232H143ZM163 233V232H162ZM167 233V232H166ZM169 233V232H168ZM192 233V232H190ZM197 233V234H198ZM232 233V231H231ZM236 233V232H235ZM243 233V232H242ZM255 233V232H254ZM21 234V233H19ZM23 234V233H22ZM36 235V236H39L38 234L40 233H37L36 231H34L33 235ZM64 234V233H62ZM86 234V233H85ZM90 234V232H89ZM99 234V235H100ZM105 234V233H104ZM109 234V233H108ZM113 234V233H112ZM150 234V232H149ZM157 234V233H156ZM161 234V233H160ZM164 234V233H163ZM162 234V236H163ZM180 234V233H179ZM188 234V233H187ZM186 234V235H187ZM219 234V233H217ZM222 234H225V233H222ZM227 234V233H226ZM225 234V235H226ZM230 234V233H229ZM239 234V233H238ZM252 234V233H250ZM260 234V235H261ZM9 235V233H8ZM31 235V234H30ZM46 235V234H45ZM67 235V234H66ZM81 235V234H80ZM79 235V236H80ZM121 235V233H120ZM126 236V234H124ZM175 235V234H174ZM196 234H194L195 236ZM243 237L247 238L248 236V232H247V236L245 235V233L241 234ZM259 235V234H258ZM12 236V235H11ZM16 236V235H15ZM27 236V235H26ZM61 236V235H60ZM59 236V237H60ZM69 236V235H68ZM95 236V235H94ZM132 236V235H131ZM155 236V235H154ZM158 236V235H157ZM179 236V235H178ZM193 236V237H194ZM200 236V235H198ZM3 237V236H2ZM20 237V236H19ZM34 237V236H32ZM54 237V236H53ZM57 237V236H56ZM58 237V238H59ZM63 238V235L61 236ZM72 237V236H71ZM103 237V236H102ZM105 237V236H104ZM108 237V235L106 236ZM137 237V236H136ZM143 237V236H142ZM186 237V236H185ZM217 237V236H216ZM219 237V236H218ZM223 237V236H221ZM225 237V236H224ZM229 237V236H228ZM233 237V236H232ZM252 237V236H251ZM254 237V236H253ZM13 238V237H12ZM23 238V237H21ZM30 238V237H29ZM46 238V237H45ZM67 238V237H66ZM69 238V237H68ZM77 238V237H76ZM79 238V237H78ZM96 238V236H95ZM163 238V237H162ZM161 238V239H162ZM179 238V237H178ZM214 238V236H213ZM230 238V237H229ZM250 238V237H249ZM261 238V237H260ZM263 238V236H262ZM2 239V238H1ZM18 239V238H17ZM15 239V240H17ZM28 239V238H26ZM37 239V238H36ZM40 239V238H39ZM50 239V238H48ZM64 239H65V236H64ZM94 239V238H93ZM116 239V238H114ZM124 239V237H123ZM133 239V238H132ZM143 239V238H141ZM159 239V238H158ZM174 239V238H173ZM182 239V238H181ZM180 239V240H181ZM193 239V238H192ZM197 239H199V237H197ZM196 239V240H197ZM216 239V238H215ZM255 239V238H254ZM259 239V238H258ZM3 240V239H2ZM45 240V239H44ZM59 240V239H58ZM57 240V241H58ZM81 240V239H80ZM112 240V239H111ZM116 240H120L119 238L116 239ZM137 240V239H136ZM171 240V239H170ZM184 240V239H183ZM190 240V238H189ZM195 240V241H196ZM208 240V239H207ZM223 240H225L223 238ZM223 240H218V241H223ZM228 240V239H227ZM230 240V239H229ZM235 240V239H234ZM243 240V239H241ZM18 241V240H17ZM21 241V240H20ZM54 241V239L52 240ZM56 241V242H57ZM66 241V240H65ZM67 241H71V240H67ZM77 242L79 240H76ZM102 241V240H101ZM109 241V240H108ZM178 241V239H177ZM186 241V240H185ZM200 241V240H198ZM214 241V240H213ZM216 241V240H215ZM249 241V240H248ZM251 241V240H250ZM259 241V240H258ZM261 241V240H260ZM10 242V241H9ZM27 242V241H26ZM29 242V241H28ZM38 242V241H37ZM62 242V240H61ZM93 242V241H92ZM114 242V241H113ZM121 242V241H120ZM125 242V241H124ZM162 242V241H161ZM211 242V241H210ZM209 242V243H210ZM226 242V241H225ZM236 242V241H235ZM234 242V243H235ZM247 242V241H246ZM1 243V241H0ZM25 243V242H24ZM36 243V242H35ZM39 243V242H38ZM47 243V242H45ZM49 243V242H48ZM68 243V242H67ZM72 243V242H71ZM100 243V242H99ZM135 243V242H134ZM143 243V242H142ZM160 243V242H159ZM165 243V242H164ZM164 243H163V246H164ZM201 243V242H200ZM217 243V241H216ZM233 243V244H234ZM32 244V243H31ZM74 244V243H72ZM79 245V243H77ZM123 244V243H122ZM140 244V242H139ZM172 244V243H171ZM182 244V243H181ZM225 244V243H224ZM239 244V243H238ZM248 244V243H247ZM2 245V244H1ZM0 245V246H1ZM4 245V244H3ZM29 245V244H28ZM37 245V244H36ZM57 245V244H56ZM61 245V244H60ZM63 245V244H62ZM66 245V244H65ZM93 245V244H92ZM91 245V246H92ZM104 245V243H103ZM121 245V244H120ZM144 245V244H143ZM160 245V244H159ZM167 245V244H166ZM165 245V246H166ZM177 245V244H176ZM186 245V244H185ZM191 244H189L190 246ZM198 245V244H197ZM202 245V243H201ZM214 245V244H213ZM229 245V244H228ZM236 245V244H235ZM240 245V244H239ZM249 245V244H248ZM26 246V245H25ZM31 246V245H30ZM40 246V245H39ZM44 246V245H43ZM64 246V245H63ZM62 246V247H63ZM67 246V245H66ZM72 246V245H71ZM74 246V245H73ZM90 246V247H91ZM102 246V245H101ZM109 246V245H108ZM173 246V245H172ZM196 246V245H195ZM233 246V245H232ZM237 246V245H236ZM245 246V245H244ZM28 247V246H27ZM41 247V246H40ZM55 247V246H54ZM61 247V246H60ZM59 247V248H60ZM70 247V245H69ZM88 247V245L86 246ZM97 247V246H96ZM112 247V246H111ZM115 247V245L113 246ZM147 247V246H146ZM162 247V246H161ZM169 247V246H167ZM213 247V246H212ZM222 247V246H221ZM230 247V246H229ZM250 246H248L249 248ZM257 247V246H256ZM23 248V247H22ZM34 248V246H33ZM45 248V247H44ZM47 248V247H46ZM49 248H53V245H51ZM58 248V249H59ZM66 248V247H65ZM68 248V247H67ZM94 248V247H93ZM99 248V246H98ZM97 248V249H98ZM104 248V246H103ZM132 248V247H131ZM141 248H142V245H141ZM171 248V247H170ZM182 248V246H181ZM184 248V247H183ZM197 248V246H196ZM199 248V247H198ZM202 248V247H201ZM219 248V247H218ZM225 248V247H223ZM9 249H12V248H9ZM15 249V248H14ZM55 249V248H54ZM57 249V250H58ZM74 249V247H73ZM82 249V247H81ZM110 249V248H109ZM108 249V250H109ZM115 249V248H114ZM136 249V248H135ZM139 249V248H138ZM167 249V248H166ZM176 249V248H175ZM173 248V251L175 250ZM222 249V248H221ZM229 249V248H228ZM231 249V247H230ZM242 249V248H241ZM245 249V248H244ZM247 249V248H246ZM2 250V249H1ZM0 250V251H1ZM7 250V249H6ZM33 250V249H32ZM36 250V249H35ZM38 250V249H37ZM61 250V249H60ZM78 250V249H77ZM86 250V249H85ZM88 250V249H87ZM112 250V249H111ZM128 250V249H127ZM137 250V249H136ZM146 250V248H145ZM192 250V249H191ZM198 250V249H197ZM202 250V249H201ZM227 250V249H226ZM234 250V248H233ZM253 250V249H252ZM256 250V249H255ZM259 250V249H258ZM264 250V249H263ZM262 250V251H263ZM63 251H64V248H63ZM66 251V250H65ZM68 251V250H67ZM96 251V250H95ZM140 251V250H139ZM149 251V250H148ZM169 251V250H168ZM177 251V249H176ZM194 251V250H193ZM224 251V250H223ZM228 251V250H227ZM231 251V250H229ZM244 251V250H243ZM247 251V250H246ZM10 252V251H9ZM15 252V251H14ZM39 252V251H38ZM45 252V251H44ZM43 252V253H44ZM56 252V250H55ZM58 252V251H57ZM61 252V251H60ZM69 252V251H68ZM71 252V251H70ZM83 252V251H82ZM100 252V251H99ZM105 252V251H104ZM113 252V251H112ZM116 252V251H115ZM135 252V251H134ZM251 252V251H250ZM19 253V252H18ZM35 253V252H32V254ZM66 253V252H65ZM76 253V252H75ZM80 253V252H79ZM87 254V252H85ZM93 253V252H92ZM98 253V251H97ZM96 253V254H97ZM141 253V252H140ZM157 253V252H156ZM178 253V252H177ZM191 253V252H190ZM204 253V252H203ZM214 253V252H212ZM231 253V252H230ZM8 254V253H7ZM68 254V253H66ZM77 254V253H76ZM75 254V255H76ZM91 254V253H90ZM89 254V255H90ZM95 254V253H94ZM101 255V253H99ZM103 254V253H102ZM109 254V253H108ZM115 254V253H114ZM132 254V253H131ZM130 254V255H131ZM148 254V253H147ZM150 254V253H149ZM171 254V253H169ZM174 254V253H173ZM179 254V253H178ZM195 254V253H194ZM219 254V253H218ZM226 254V252H225ZM246 254V253H245ZM16 255V253H15ZM18 255V254H17ZM39 255V254H38ZM64 255V254H63ZM72 255V254H70ZM69 255V256H70ZM112 255V254H111ZM110 255V256H111ZM135 255V254H134ZM144 255V254H143ZM164 255V254H163ZM166 255V254H165ZM164 255V257H165ZM190 255V254H189ZM224 255V254H223ZM234 255V254H233ZM239 255V254H238ZM5 256V255H4ZM44 255H42L43 257ZM47 256V255H45ZM54 256V255H53ZM98 256V254L96 255ZM115 256V255H114ZM120 256V255H119ZM122 256V255H121ZM168 256V255H167ZM172 256V255H171ZM174 256V255H173ZM172 256V257H173ZM198 256V255H196ZM232 256V255H231ZM56 257V255L54 256ZM94 257V256H93ZM102 257H104L102 255ZM108 257V256H107ZM126 257V256H125ZM131 257V256H130ZM139 257V256H138ZM145 257V256H144ZM155 257V256H154ZM162 256V258H164ZM171 257V258H172ZM182 257V256H181ZM213 257V256H212ZM218 257V256H216ZM222 257V256H221ZM246 257V256H245ZM253 257V255H252ZM8 258V257H6ZM10 258V256H9ZM44 258V257H43ZM64 258V256L62 257ZM66 258V257H65ZM71 258V257H69ZM67 258V259H69ZM85 258H86V255H85ZM89 258V257H88ZM98 257H96L97 259ZM110 258V257H108ZM141 258V257H140ZM146 258V257H145ZM144 258V260H145ZM170 258V260H171ZM178 258V257H177ZM188 258V257H187ZM192 258V257H191ZM235 258V257H234ZM11 259V258H10ZM30 259V258H29ZM76 259V258H75ZM78 259V258H77ZM76 259V260H77ZM112 258L109 259V262L111 261ZM119 259V258H118ZM175 259V258H174ZM183 259V258H182ZM252 259V258H251ZM255 259V258H254ZM264 259V258H263ZM12 260V259H11ZM35 260V259H34ZM38 260V259H37ZM41 259H39V262H40ZM46 260V259H45ZM54 260V259H53ZM59 260V259H58ZM94 260V259H93ZM99 260V259H98ZM107 260V259H106ZM138 260V259H137ZM173 260V259H172ZM203 260V259H202ZM213 260V259H212ZM262 260V259H260ZM50 261V260H49ZM48 261V262H49ZM55 261V260H54ZM143 261V260H142ZM151 261V260H149ZM148 261V262H149ZM153 261V260H152ZM162 261H165V260H162ZM177 261V259H176ZM235 261V260H233ZM22 262V261H21ZM29 262V261H27ZM45 262V261H44ZM47 262V260H46ZM62 262V261H61ZM78 262V261H77ZM108 262V261H107ZM108 262V263H109ZM112 262V261H111ZM119 262V261H118ZM125 262V261H124ZM135 262V260H134ZM133 262V263H134ZM140 262V261H139ZM145 262V261H144ZM168 262V261H167ZM199 262V261H198ZM204 262V261H203ZM208 262V261H207ZM252 262V261H251ZM255 262V261H254ZM34 263V261H33ZM50 263V262H49ZM48 263V264H49ZM58 263V262H57ZM60 263V262H59ZM71 263V262H70ZM121 263V262H120ZM123 263V262H122ZM132 263V264H133ZM136 263V262H135ZM134 263V264H135ZM146 263V262H145ZM160 263V262H159ZM222 263V262H221ZM234 263V262H233ZM247 263V262H246ZM257 263H258V260H257ZM263 263V262H262ZM261 263V264H262ZM21 264V263H20ZM38 264V263H37ZM43 264V263H42ZM55 264V263H54ZM61 264V263H60ZM64 264V262H63ZM69 264V262H68ZM73 264V263H72ZM101 264V263H99ZM148 264V263H147ZM150 264V263H149ZM163 264V262H162ZM166 264V263H165ZM170 264H171V261H170ZM185 264V263H184ZM251 264V263H250Z\"/></svg>",
	"mask_w": 264,
	"mask_h": 264
}]
</instances>
